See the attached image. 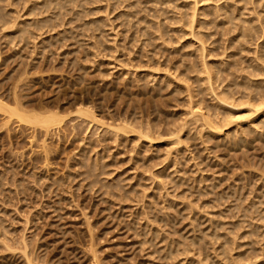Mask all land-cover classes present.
<instances>
[{
  "label": "rangeland",
  "instance_id": "1",
  "mask_svg": "<svg viewBox=\"0 0 264 264\" xmlns=\"http://www.w3.org/2000/svg\"><path fill=\"white\" fill-rule=\"evenodd\" d=\"M19 1H17V0L11 1L10 0L9 3H10V5H12L13 8L10 6H9L10 7L9 8L8 4H7V9L5 11H7L9 14V11H8V9H9L11 13H12V11L14 13L15 6H16L17 2L19 4ZM23 1L25 2L27 0H23ZM31 1H33L36 4L41 3V0H39V1L37 0V2H36V0L35 1L29 0V1L25 2L27 4L24 3V6H23V4L21 5V3H20L17 6L16 10H19L18 11L19 13H21V10L22 11L24 10V11L21 13V15L17 14L18 12L15 11V14L13 15V17L19 16L22 18V20H19L16 17V20L18 19L16 23H19L21 21L23 22V19L25 21V19L27 18L25 14H27L28 11L24 8L29 9V7L31 5H34L33 2H31ZM82 1H80V2H82ZM84 1H85L84 3L79 2L80 6H78V8L81 7L79 10L77 9L76 6H75L76 9H75L74 5H72V6H70V9H68V10H70L71 13L68 12V10H67L65 12H67L68 14H66L65 12H64L65 15L62 14L63 19H65V20L67 19L66 23H63V24L61 23V25H63V27L60 28V26H61L60 25L58 27V29L57 28L55 29L56 31L53 30V32H52L53 34H51V32H50L51 30H49V29L47 32L45 31L46 33L43 35V37H45V38H42V39H44L46 41H50V39H48V36H49V38H50V36H52L53 38H51V41H53L54 36H56L55 37L56 41L59 38V39H61V43H60V40L57 41V43H55V40H54L53 43H55V44H52V42L51 43L49 42V44L53 45L52 46V45H49L48 42H46V41H45V44L43 43L44 41L43 42L39 41L38 39H40V38H38L37 40L31 39L30 44H29V41L26 40L27 43L25 45H24V43H25L24 41H22L21 43L17 41V43L19 45L15 42V44H16L15 46L19 50V51L17 50L20 53L19 54L15 51L16 49H13L12 47L10 49V46L8 43L4 44V41L2 43V40H0V44H1L0 51H1V55H3V57L1 56L2 58H0V60H1L0 61V69H1V71H0V86L6 88L8 83L12 82L11 77L16 76L18 71L21 69V63L23 62L25 65L28 64L27 65L28 71H29V68H32L30 72H32V73L34 72L33 75H35V77H34L31 73L30 75L32 77L29 76V74L27 76L28 81H29V78H32V80H35L34 81L35 83L33 82L34 86L30 89V91L32 90V93L30 92L31 93V95H30V99H31L30 101L31 102L33 101L34 103L51 104V105L55 104L60 110H62V109L65 110V111L62 110V116H66L68 112L70 113L71 111L76 110L75 108L77 106H80L79 104L81 103V101H84V104L86 106H88V107L94 106L93 108L96 111V113L98 114V118L101 119L102 121H104V125H102L103 128H106L108 125L117 126L118 123L120 122L119 121L120 117L122 118L121 120H124L126 118V119H129L128 121H130V122H132L133 118H135V120H140V118L144 119V120H146V119L148 120L150 118L149 119L150 123H151V125H153L152 129L154 127L157 129V126H160V128L158 127L159 130H156V129L155 130L159 131L160 133L162 132L161 134H163V135L155 134L153 140H157V142L155 141L156 144L152 141L153 143L148 145L146 142H144V141L142 142V140H140L138 142L139 143L138 144L137 141H132V139H134V137H133L134 135L131 136V134L130 135L128 134L127 137H130V139L129 138L126 139L122 136L121 137L124 140L121 137H119L121 139L118 138V140L113 139L112 136L106 135L103 133V132H105V129H102L101 126H99L100 127V130H99L98 126H96V125L89 126L90 124L88 125V123L87 124L85 123L84 126L80 129V131L72 128L73 129V132H72V129H70V128H71L72 124H74V123L71 122L70 124H68L69 126H67L66 128L61 127V128H58L57 130H54L53 133H50V135L51 134L54 135V132L56 131L55 135L54 136L52 135L53 137L50 135H44L45 138L43 139L44 140L43 141V140H41V138H43L42 137L43 131L42 130L39 131V129H37L36 131H33V130L29 129V127H28L29 124L27 125V123H26V125H27L26 126L22 122L18 123L19 121L17 122V120L15 119L12 122H10L12 127L14 126L13 129L11 128L9 123H8V126H4V125L0 124L1 126H3V127H0V129H1V132H0V187H2V188H0V226H2L0 228H3V226H4L3 230L6 232L3 235L4 231H2V229H0L1 230L0 233H2L1 235L5 236V237L7 234H9V235H7L9 237H6V238L8 239V241H10V242H8L7 239L3 238V236L2 237L0 236V241L1 240L3 241L4 239L7 241V242H4L5 244L1 241L3 244H0V246L2 245L1 246L2 248H0V264H28L27 261H30V259H32V261H30L29 264H33L35 262V260L38 258H39L38 259L39 261L36 262L38 264H40V262H41V264H44V263L45 264H52L51 262H53V264H206V263L207 264H222L223 262H224V264L225 263L228 264V261L230 258H233V261H235L234 258H237V256H239V257L243 256L244 258H245V256H248V257L250 256L249 259L247 257L246 260H244L243 257H240L239 262H242V259L245 261V262L243 261L241 264H264V239L261 236L264 234V184H263L264 178L261 177V175L264 176V172L262 170V168H264V165L261 162V160H263V162H264V158L260 157V156H262V154L264 156V151H263L264 150V148H263L264 147V140H263V143H261L262 142L261 140L264 138V136H263L264 134L262 135L263 137L260 136V138H259L257 136L258 134H255V133H256V131H257V133H260V131H261V134H262V132H263L262 128H261V130L260 129L255 130V128H253L255 125L254 124L253 126L250 127L252 129H250L249 126H246L247 124H244V121L243 122H242V120L240 121V117L245 118L249 115H252L253 118H259L263 115H259L258 113L252 114V112H248L247 111L248 107H246V106H241L239 108L233 107V106H231V102L228 101V104L225 105V109L222 110L221 112L224 113V115L226 117L228 116L229 121H231V124L234 125V123H235L233 130L236 132L234 133V131H232L233 125L230 124V126L229 125L226 126L225 127L226 130H229L226 133L228 134L230 132L229 135L227 136V134H226V136H224L222 138L215 137L210 141L207 140L206 143L208 144V147H209V148L207 147V150L210 151V152H207V150L203 149L207 145H204L206 143H203V145L201 144L202 139L200 140V138H199L200 135L197 132V131H200V127H199L200 125L199 124L201 122H199V121L197 123L195 121L193 122V124L195 123L196 127L199 128L198 129L195 127L198 130H195L194 126H192L193 127V130H192L191 129L192 127L190 126L192 124L187 122L190 120V113H189L190 112V103H188V105H187V102H189V100H187L189 98H187L188 96H186L187 92L184 91L185 93H183V92H180V90L177 89L178 90L177 91L175 89L176 88L175 86L182 85L183 84L182 82H184V84H185V81L181 82L182 79L185 80V77L183 78L182 77L183 75L180 76L179 74L182 73L181 71H183V69L184 70H185V68L187 69V66L190 63V61L192 62V65L194 67L199 68V65L204 63L203 59L206 63L211 62V64L208 63L209 67L215 66L217 63H219L217 65H221L220 63L223 64L224 61L226 64L227 62L229 63L232 60L233 57H231V56H233V54H231L230 56H229V54L237 52L235 47H238V44H235V42L232 44L233 39L236 36L237 32L234 28H230V25L222 24L223 23L222 16H217V14L214 15L213 11H216L214 9H216L217 7L223 6L224 3L227 6L235 5L236 7L240 8L241 6L244 5V2H239L240 0H226V1L225 0H215L216 2L218 1L217 3H215V1H213V0H210L207 2H205L203 0L202 2H200V4L198 5V9L199 8L200 9L197 12L198 16L195 18L193 29L195 28V33L199 32L198 34L203 33V34H206V36L208 35L207 39H206L207 41L205 43V47L207 49H210V51L207 50V52L205 53L206 49L202 52L201 47H198V46H201V43L197 40V37L195 39H193L191 37V35L188 34L191 30L190 25H187V24L184 25L183 22H182V24L181 23H170L168 21V18H166L164 20L166 15L162 16V11L168 12L172 16H174L178 12H184L185 8H182V6L187 5V4H188L187 6H189V3H191L190 6H193L192 2L195 0H162V1L159 0L160 4H157V8L155 7V9H156L155 11H157V12L159 11L158 14H156L157 12L154 11V3H155L154 0H153V2H154L153 5H152L151 0H148V1L147 0H141L143 4L139 3L140 0L139 1L137 0L138 3L141 4V5L138 4V6H140V10L141 9L142 10L137 14L136 19L135 18L132 19L133 22L131 21L130 25H133V26H131L130 29L128 28L129 24L128 25L126 24L127 27H126V25L121 26L122 25L121 19L117 20L118 17H116L119 12L124 11L122 8L123 5L120 8H118V10L117 9L113 10L112 9L113 6H112V4H110V3H112V1H109V0H95L94 4H91L92 0H87V1L84 0ZM133 1L135 2L136 0H133ZM155 1H157V0H155ZM4 2L6 4L7 0ZM11 2H12V4H11ZM28 2H29V4H28ZM93 2H94V0H93ZM128 2L129 1L127 0L126 3H128ZM253 2H254V0H247V6H246L247 8L245 11L247 13L245 16V17H247V19H251L253 17H256V15H257V14L255 15L254 12L256 10H258L259 8ZM2 4L5 8V4L4 3H2ZM82 4H83V6L87 5V8L83 7V10H82L84 12V14H82L83 17H81V15H80L81 9H82ZM25 5H28V6H25ZM72 7H74V9ZM149 7H151V12H152V7H153V12H155L154 14L152 12L151 16H152V14L155 17H156V15H160V16L158 18L156 17L157 19L154 18L153 16L149 17V18L146 17V20L150 21L151 19L154 18V20L159 22L164 29L166 27L165 25L168 24V27L165 30L167 31L169 28L170 33L168 34V37L174 41L171 40V42H170L169 38H167V36H165V35H164V37H161V38H163V40H165L164 42L162 39H159L160 38L159 36H158V39L156 40L157 35L155 36V34H156L157 30H155V28H156L155 23L156 22H154V20H151V22L153 21V23H154L153 25H155V28H153V30L155 31L154 36L156 38L153 37L152 32H154V31L150 30V33H152V37H153V38H151L152 42L149 41V42H147V46H144L141 43V41L144 42L143 40H145V38H147V37H144V39H143L142 35H140V36H142L143 40L141 39V41L139 42L137 38L138 37L140 38V36H139L140 31H138L139 33H137L138 34V37H136L137 40L134 38L133 33L136 32L135 29L137 30L136 24L139 23L138 22V23L134 24V22L138 21V19H143V18L145 19V17H143V18H141V17L146 16L147 14H148L147 16H150V14H149L150 12H148V10L150 9ZM209 7H211L212 9H210ZM208 8H209V10H208ZM254 8L256 10L253 12ZM84 9L85 10L88 9L89 11H90V9H94V11L96 10V12L93 13V10H91V14L89 15L90 12L87 11L89 13L85 14ZM204 10L206 11L207 15H206V13H204L205 12ZM72 12L73 13L76 12V13H74L75 15L73 14V16L76 17L77 13L79 14V16L74 18L72 16ZM133 12H134V10H133ZM189 12L191 13L192 10H189ZM203 13H204V16H203ZM49 14L51 15L50 11H49L48 15ZM10 15L12 16V14H10ZM45 15H47V14H45ZM67 15H68V18L66 17ZM85 15H86V17H85ZM70 16L72 17V19H75L74 21L73 20L72 21L73 22L76 21V22L70 23L68 25L69 22H67V21L71 20V19H69ZM77 18H81L82 22H80V19H77ZM82 18H84L83 20H85L84 21L85 23H83ZM99 19H100V21H98ZM28 20H29V16L26 19V21H28ZM90 20H91V22L92 21L100 22V24H102V26L104 24V26L102 27L100 25L101 30L99 28V31H98L96 28L97 31L95 29L93 31L92 29H90V26H89V23L91 24V22H88V24L86 22V21H90ZM63 22H64V20H63ZM92 23H94V22H92ZM140 23H142V22H140ZM140 23H139L140 27H143L144 25H142ZM9 24L12 27V24L11 23H9ZM83 24L84 25L86 24V26L89 27L88 29L94 32L93 34L95 36L92 34L91 31H89V35H85L86 32L88 34V31H87V29L86 30L84 29L85 26ZM255 24L259 27V23L256 22ZM74 25L75 26L77 25L79 30L82 31V33L78 30L77 27H75V28L78 31L74 28L72 29V27ZM92 25L94 27V24H92ZM183 25H184V28L182 27V29H183V32H185V33L182 35L180 33L181 31H179L181 29H179V28H181V26H183ZM7 26L9 27L8 24H7ZM7 26H5L4 29H6V28L8 29ZM70 26H72L71 27L72 30L69 29ZM0 27L2 28L3 26H0ZM11 27L9 29L10 31L9 30L7 31V29H6L5 32H4L3 28H2L3 31L0 28V33L3 32L4 35L6 34L8 36V34L11 32ZM81 28L84 29L85 31L81 30ZM13 29H14V27H12V30ZM64 29L68 30L70 33L72 32V35H70L69 32L64 30ZM177 29H179V30H177ZM63 30L66 32L62 34ZM73 30H74V33H73ZM177 31H179L180 36H179V33ZM58 32H59V34H58ZM3 33L0 34V35H2L0 37V39L2 37H4L5 40L8 41V39H6L7 38L6 35L3 36ZM54 33H55V35H54ZM78 33H79V35L76 36ZM47 34H48V36H46ZM65 34H66V36L64 37L63 35H65ZM68 34H69V36H68ZM91 34H92V36H90ZM177 34H178V36H177ZM58 35H59V37H58ZM74 35H75V38L77 39V40L76 39L75 40L78 43H76L75 40L72 39V37L74 38ZM169 35L174 36V37L172 38ZM61 37H63V38H61ZM77 37H79V38H77ZM65 39H67V40H65ZM95 39H99V41H98L99 44L96 43L97 45L96 44L94 45V42L96 41ZM166 39H168L169 42H167ZM63 40H65V41H63ZM78 40H80V41H78ZM32 41H35L37 44L39 43L38 46L34 45V47H32L33 44H36V43H33ZM31 42H32V44H31ZM21 44L24 46V49H23V46ZM42 44L43 45L47 44L49 46L50 50L48 48H46L47 50H45V51H47L46 52L47 54H45V52H43V55H41ZM152 44H153V46H152ZM13 45H14V43L11 46H13ZM248 45L249 46H247V49L249 51L250 50L252 51L254 49L253 47H255L252 44H248ZM15 46H14V48H15ZM36 46H37V51L35 49ZM60 46H61V48H59ZM19 47L23 50L21 51ZM29 47H30V51H29L30 55H28V52H27V49H29ZM229 47H231V48H229ZM232 47H233V50H232ZM31 48L32 49L34 48L33 51H31ZM38 48L39 49L41 48L40 51H38ZM52 48H53V50H56V51H54V53L50 52V51H53ZM57 48H59V49H57ZM153 48H156V50ZM180 49H181L180 53H177V51L179 52ZM226 49H227V51H226ZM234 49H235V51H234ZM34 50H35V52H34ZM48 50H49V52H48ZM153 50H155V51H153ZM73 51H75V52H73ZM77 51H78V53H77ZM251 51L249 53L247 51L242 52V54L244 53L243 54L244 56L241 54V55H239V58H243L245 60H248L247 57H249V59H251L252 54H253ZM37 52H38L37 57H38V55L39 56L41 55L43 58L42 57L36 58L34 53H37ZM32 53L34 54V56L37 60L40 59L39 60L40 62L37 60H34L35 58H34V56H32ZM195 53H197V55H194ZM227 53H229V54H227ZM247 53L251 54V56L250 55L246 56L245 54H247ZM11 54H13V55H11ZM15 54H17V55L15 56ZM166 54H167V57H169V58H167V60L165 58ZM182 54H184V55L188 54L187 55L188 57L183 55V57H184L183 58ZM168 55H170V56H168ZM179 55H180V57H179ZM226 55H228L230 58H228V56H226ZM11 56L12 57L15 56V57H13V59H12ZM205 56L207 57L206 59H205ZM24 57L25 58L27 57V58L25 59ZM44 57H46V58H44ZM180 58L182 60L183 59L184 60L180 61ZM201 58H203L202 59L203 63L200 61ZM234 58L233 59L236 60L238 58V55ZM253 58H254V56H253ZM19 59H21V60L19 61ZM30 59L32 60V62ZM44 59H45V61H44ZM185 59H186V61H185ZM225 59H227L228 61ZM27 60H29L30 62H28ZM148 60H150L151 63ZM18 61H19V63H18ZM71 61L72 62L74 61L73 65H72ZM163 61H165V62H163ZM171 61L173 63L174 62H176V63H174V64L172 63V65H171ZM177 61L179 62L178 65H177V63H178ZM193 61H195V62H193ZM220 61H222V62H220ZM35 62L36 63L38 62V63L36 64ZM43 62H44V65H43ZM168 62L170 65L168 64ZM182 62H184V63H182ZM196 62H198V63L200 62V64H198ZM212 62H214V63L216 62L215 65H213L214 63H212ZM4 63H5V65H4ZM16 63L20 64V65H17ZM180 64H182V65H180ZM183 64L185 66H183ZM15 65H17V66H15ZM167 66L169 67L168 68L169 70L166 69ZM175 66H176V68H178L179 73L176 72L177 69L175 68ZM53 67H54V70H53ZM82 67H84L85 69L84 68L81 69ZM170 67H171V69H170ZM191 67L192 66L190 63V65L188 67L189 69H187L188 71L187 70H185V71L187 73V76L189 74H191L190 77H192V75H193V78H194L195 75L198 73H197V71L195 72L194 70L190 69ZM13 68L14 69L17 68V69L14 70ZM175 69H176V71H175ZM180 69H181V71H179ZM170 70H172L173 73H171ZM43 71H45V72H43ZM168 71H170L171 74ZM185 71H184V73H185ZM191 71H193L195 75L193 74V72L191 73ZM37 72H38V75L41 72H43V73L39 75L40 77L38 75H37L38 76L37 77L36 76ZM166 72L170 74L169 75L170 77L167 76L168 74ZM175 72H176V74H178V79L175 78L176 77V74H174ZM200 72H202V71H200ZM77 73H79V74H77ZM81 74H82V78L79 80V76H81ZM204 75H205V73H204ZM144 76L145 77L147 76V77L145 78ZM179 76H180V78H179ZM135 77L138 79V82L135 81V80H137ZM142 77H144V78H142ZM167 77H169L171 80ZM196 77L201 78V77H203V75H201V73H200V75H196ZM77 78H78V80H77ZM82 79H83V81L81 83L80 81ZM129 79L131 82L128 81ZM168 79H169V82H168ZM175 79H176V81L181 79L180 82L178 81L179 84L175 83L176 82ZM40 81H41V83H40ZM165 82L166 83L168 82L169 87L168 86L164 87L166 85ZM183 85L181 86L180 89H183ZM4 88L2 90H4ZM221 89H222V86H220V89H218V90L220 91ZM183 90H181V91H183ZM155 91H156V94H155ZM157 91H159V92H157ZM174 91H177V92H174ZM118 92H119V95H118ZM134 92L136 95L134 94ZM171 92H174V94ZM178 92H179V94H178ZM28 93H29V90L24 92L23 101L26 105L25 109L29 110V94ZM206 93H203L204 95L202 94V98H204V99L200 98L201 96L198 98L195 97V99H199V98L202 99V102H204V104H210V100H212L211 105H212V107H214L215 104H217V100H216V103L214 102V104H213L214 98L211 97L210 94H209L210 96L207 94L209 96L208 97L206 95ZM187 95H188V93H187ZM129 96H130V98H129ZM207 98H208V100L209 99L210 100L208 101ZM211 98H213V99H211ZM99 107H101V109ZM110 109H111V111H110ZM186 109H187V112H185ZM121 111H122V113H121ZM69 113H68V115H69ZM127 113H128V116H127ZM141 113H142V115H140ZM186 113H188V114L186 115ZM185 117H187V118L185 119ZM237 117H239V120H237ZM155 118H156V121H155ZM174 118H175V121L178 122V123H176V122L175 123L178 125L180 124L179 121L181 122V124L183 123L184 126L186 123H187V125L190 124L187 127H188V129L191 130V132L193 131L191 133V136L189 138H187V141H185L187 143H184V145L183 144H173L174 146H172V144L170 145L169 140H167V138L169 139L170 136L167 135L165 132L163 133V131H167V129L169 130L171 127H172L171 129H174L173 127L175 126V129H177V128H180L181 126H183L181 124H180L181 126L179 125L180 127L177 125L173 126L172 124H174V123H172L171 120H174ZM0 119L4 120L2 114H0ZM67 119H68V117H67ZM187 119H189V120H187ZM3 120H0V122L2 123ZM14 121H16L15 125L12 124V123H14ZM237 121H238V123H237L238 127L236 125ZM107 122H108V125H107ZM158 122H160V123H158ZM132 123H135L137 126L136 122H132ZM167 123H168V125L170 124L169 125L170 128L168 127ZM105 124L107 126H105ZM161 124H162V126H161ZM19 126H20V128H19ZM6 127H8V128H6ZM26 127L29 130H31L30 134H29V130ZM87 127L89 128L88 132H91V133L86 132ZM90 127H92V129ZM165 127H167V129ZM241 127L243 130L246 129L245 131L249 135V136L247 135L246 137H249V138H246L244 136L246 134H242L244 131L243 132L241 131L242 133H240V132L237 133ZM5 128L7 130L9 128L10 129L7 131ZM15 128H17L18 130L17 129L15 130ZM25 128L28 130L26 133H28L29 135L25 133V131H26ZM60 129L61 130L63 129V131H60ZM101 129L103 130V132ZM97 130L102 132V133L98 132ZM155 130L153 132H156ZM226 130H224V131H226ZM252 130L253 131L255 130V132L253 133ZM5 131L7 133L9 132L8 135ZM194 131H196V132H194ZM10 132H12V134ZM14 132H18V133H14ZM33 132L34 133L36 132V133L34 134ZM66 132H67V134H66ZM83 133L86 135L84 136ZM96 133H98V134L100 133V134L99 135L97 134L98 136H95ZM195 133H196V136H194L192 138V136L195 135ZM251 133H253V134L250 135ZM87 134H88V136H87ZM164 134L167 135L168 137H164ZM16 135L18 138L15 137ZM30 135L35 136V138H37V141L35 138H33V140H34L33 141L32 140L33 136L31 137ZM73 135L75 136V138H73L74 137ZM92 135L95 137H93ZM105 135H106L107 139L105 138ZM197 135H199V136H197ZM236 135H238V136H236ZM28 136H30V138H31V139L29 138L30 141H33L34 143L33 142L31 143L27 139ZM46 136H47V138H46ZM57 136L60 137V138L58 137L59 140L56 138ZM235 136H236V139H235ZM250 136H252L253 139ZM97 137H98V139H96ZM102 137H104V139ZM131 137H133V138H131ZM163 137L165 138V140H167L166 142L162 139ZM261 137H262V139H261ZM8 138H11V139H9V141H8ZM66 138H67V140H66ZM76 138H78V140ZM80 138H82V139H80ZM92 138H94V139H92ZM158 138H159V141H158ZM190 138H191V140H195V141L191 142ZM238 138H240L241 141ZM250 138L252 139L251 141L253 142L254 145H255V143L258 144V142H259L258 139L261 141V142H259L260 144H258L259 148L257 147V149H260L259 151L256 149V145L254 148L251 147L253 150L251 148H249V146H254L251 144ZM83 139H85V140H83ZM102 139H103V141L105 140L104 141L105 143L104 142L102 143ZM244 139L246 141H248V139H249L250 142L245 143ZM10 140H12V141H10ZM108 140H109V143H108ZM113 140H114V142H113ZM253 140L254 141L256 140L257 142L256 141L254 142ZM35 141H36V143H35ZM95 141L98 142L99 144L100 143L101 144L99 145L97 143L95 145ZM127 141H129V142L131 141L130 146H129V142H127ZM29 142L32 144V147H34V148L31 147V144L29 146ZM40 142H43V143L45 142L44 144L45 145L47 144L48 147H49V145L50 146L52 145V146L49 148L47 146H44V148L46 147L47 150H43L44 149L43 148L42 149L43 152H42ZM57 142L59 144H57ZM89 142H91V143H89ZM92 142H93V144H92ZM132 142H133V145H132ZM241 142L245 143V144H243L244 146L242 145ZM83 143H85V145ZM87 143H89V146ZM113 143H115V144H113ZM118 143H120V144H118ZM140 143H142L144 148L142 147V145H140ZM143 143L146 144V149H145V145ZM161 143H163V144H161ZM9 144L11 147L9 146ZM78 144H81V146L83 145L84 148L86 147V150L84 148H82L83 146L82 147L78 146ZM134 144L135 145L137 144L136 147ZM159 144H160V146H159ZM186 144H188V145H186ZM262 144H263V146L261 147L260 145H262ZM36 145H38V146L40 145V146L38 147ZM116 145H117V147H115ZM150 145H151V148H150ZM167 145H169L173 149L168 147ZM56 146L58 148H56ZM118 146H120L121 149ZM124 146H126V147H124ZM152 146H154V147H152ZM175 146L179 147V148H177V150H176ZM189 146H191V147H189ZM240 146L241 147L243 146V147L241 148ZM37 147L40 149V150L38 149V151L40 153L38 151H36ZM98 147L101 151L104 150L106 152L104 153V151L103 152L98 151L99 150ZM132 147L135 148L136 151H134V149L132 150ZM147 147L149 148L148 150H147ZM29 148H32V149H29ZM10 149H11V151H10ZM53 149H54V151H53ZM143 149H145L147 151L143 152L144 151ZM233 149L236 151H234ZM12 150H13V152H12ZM128 150L131 152H129ZM189 150L192 151V153ZM246 150H248L250 152H247ZM31 151H33V152L31 153ZM47 151H49L50 153H48ZM74 151L76 152L77 156L74 154L75 153ZM92 151L95 153H93ZM256 151H257V153H256ZM77 152L80 155H82V154L86 155V153H87V157L89 160H84L81 162V160H80L81 156L78 155ZM180 152H181V154H180ZM260 152H262V153H260ZM47 153H48V155H47ZM71 153H72V155H71ZM96 153H97V155H95ZM109 153H111V154H109ZM136 153L138 155H135ZM170 153H173V154H170ZM43 154L46 155V157L47 156L49 157V158L47 157L48 159H46V158L45 159L47 161V164H48V162H51V163H49V165L52 164V166L50 165L49 167H52V168H49L48 166H46L44 168V166H45L44 164H46V162L45 163L43 162V159H44ZM93 154L95 156L100 155L99 158L97 157L99 160H101L100 164L98 162L99 160H96L97 158ZM112 154L114 157L111 156ZM175 154H176V157H174ZM177 154H178V157H177ZM29 155H30V157H29ZM101 155L104 156L105 160L104 159L102 160ZM168 155H169V157H168ZM170 155H172V156H170ZM191 155H193L194 157ZM73 156H75V157H73ZM89 156L91 157V159ZM105 156L110 160L106 159ZM139 156L142 159H140ZM219 156H220V158H219ZM170 157L171 158L173 157V159H170ZM215 157H217L221 161H219L218 159H215ZM9 158L11 161L9 160ZM94 158H96V159H94ZM174 158L175 159L178 158V159H176V161H174ZM189 158H190V160H189ZM207 158H210V159H207ZM239 158H241L242 160ZM93 160H96V161H93ZM135 160L137 161V163L135 162ZM140 160H142V162H139ZM191 160H192V162H191ZM202 160H203V162H202ZM209 160H210V162H208ZM235 160H237V161L235 162ZM243 160L246 161V163L248 165ZM89 161L91 162V164ZM104 161L105 162L107 161V162L105 163ZM254 161L257 163L256 167H255L256 163ZM77 162L80 163L81 165L80 164L78 165ZM108 162H110V164H108L109 166L107 165ZM133 162H135L136 165ZM175 162H177V164H175ZM242 162H244V164ZM73 163H75V164H73ZM139 163L142 164V166H141L142 169H139L140 168L139 166L141 165V164L139 165ZM249 163H250V165H249ZM258 163H262V164H260L258 166ZM14 164H15V166H14ZM98 164L100 166L103 165V166H101L102 168ZM111 164H113V165L111 166ZM174 164H175V166H174ZM196 164H198V165H196ZM238 164H240V165L238 166ZM41 165H44V166L42 167ZM74 165H76L77 167ZM96 165H98V166H96ZM137 165H139V166H137ZM261 165H263V167H261ZM72 166H74V167H72ZM195 166H196V168H195ZM241 166L242 167L244 166V168L249 166L245 169L243 168L244 171L248 172L247 175L244 174L246 172H244V171L241 172L242 171V169H240V168H242ZM91 167H92V170H91ZM104 167H105V169H104ZM235 167H236V169H239V170H236V169L233 170ZM250 167L260 169V170L254 169L255 172L258 171V172H256L257 175L261 172V170L263 173L262 174L260 173L259 174L260 176L257 177V175H255V172L253 171V168L251 169ZM258 167H260V168H258ZM74 168L79 169V170H76ZM96 168L100 169L101 171L97 170ZM30 170H31V172H30ZM75 170H76V173L74 172ZM105 170H106L107 174L105 173ZM176 170L179 172L176 174L182 175V176L180 175L182 179H180L178 181H175V179L172 178L174 176L179 177L176 174L174 176H172ZM250 170H251V172H250ZM32 171H34V172H32ZM36 171H37V173H36ZM47 171H48V173H47ZM84 171H85V173H84ZM80 172H82V174ZM87 172H89V173H87ZM94 172L96 174H94ZM97 172H99V174H97ZM108 173H110V174H108ZM60 174H61V178L63 180H61ZM11 175H13V176H11ZM37 175H39V176H37ZM101 175H103L102 178H101ZM105 175L106 176L110 175V177L108 176L105 178ZM119 175H120V177H118ZM6 176H8V177H6ZM57 176H59V177H57ZM42 177H44V178H42ZM46 177H47V179H46ZM65 177H66V180H65ZM87 177H89V180L91 182H94V183L90 184L91 182L90 181H89L90 183L88 182ZM56 178H58V179H56ZM121 178L124 179L125 182ZM257 178H260V179L258 180ZM44 179H45V181H44ZM169 179H171V180L169 181ZM172 179H174V181ZM261 179L263 180V182L260 181ZM102 180H104L105 182ZM116 180H119L118 183H116L117 182ZM203 180H204V182H203ZM16 181H18V183ZM36 181L37 182L41 181V183L38 182L39 183L38 184ZM112 181H113V183L115 182L113 185H115V186L117 185L116 187L119 189V191H118V189H116V187L115 188L113 187ZM160 181H163V182H160ZM233 181H235L236 183ZM14 182H16V184ZM43 182H45L44 186H43ZM122 182L125 183V186H122V185H124V183H122ZM171 182L173 184H171ZM179 183L181 185L182 184L183 185L181 186ZM233 183H234V185H233ZM136 184H139V185L137 186ZM235 184H237V187L235 186ZM260 184H263V190H262V186ZM49 185H52V186L50 187ZM79 185H80V187H79ZM96 185H98L99 189ZM133 185H134V188H136V190L139 189V191H134L135 189L134 188H133L134 190L132 189ZM176 185H180V187L179 186L176 187ZM91 186L93 188L96 187L97 189L92 190L93 188ZM259 186L261 188H259ZM45 187H46V189H44ZM89 187L91 188V190L88 189ZM175 188H177V189H175ZM205 188H208V189L205 190ZM199 189H200V192H199ZM40 190H42V192ZM88 190H90V191H88ZM230 190H232V192ZM105 191H106V193H105ZM120 191L122 193H120ZM126 191H128V192H126ZM129 191L130 192L132 191L134 193H139L140 196L136 194L138 197L137 198L135 194H132L131 197H133V198H131L130 197L131 193ZM226 191H228V192H226ZM107 192L110 193V196H108L109 194H107ZM117 192H119L120 195ZM209 192H210V194H209ZM102 193H103V195H102ZM112 193H115V194H112ZM207 193L209 196H207ZM211 193H213V194H211ZM229 193L232 195V197L238 196L237 198H239L240 201L242 200L241 201L242 206L240 207V205H241V203H240V204H238L239 205L238 207H240L241 209L243 208V209L241 210L239 208L240 211L237 212L236 211V210H238L237 209L238 207H237L236 210H234V212H233V215H234L233 218H231L232 212L231 213H229V212L225 213V214H227V217L223 216V213L226 212V211H224V209L226 210V208L228 207L227 210L230 208V211H232L231 209L232 208L234 209V207L231 203L234 204L237 200L235 197H233V198L230 197L231 195ZM116 194L118 196H116ZM198 194H203V195H198ZM204 194H205V196H204ZM215 194L217 197H218L217 194H220L219 196L222 195L224 197V200H222V201H224L227 204V206L225 205L224 202H222L220 200L221 198L220 199H219V197L216 198ZM225 194H228L229 196L225 195ZM233 194H235V195H233ZM238 194H240V196ZM126 195H129V196H126ZM133 195H135L136 198ZM142 195H143V197L141 198ZM111 196H112V198H111ZM120 196H122V197H120ZM184 196L186 197V199H188L189 202H197L196 204L199 207L193 203H191V204L197 206L198 209H195L194 208L195 206H193V205H192L193 206L192 207L191 204L189 205L188 204L189 202L186 201ZM199 196H201V199L199 198ZM226 196H228L229 200H225V198H227ZM114 197H116V198H114ZM223 197H222V199H223ZM183 198L185 199V201H183L184 200ZM197 198H199V200ZM209 198H212L211 200H214L216 198L215 201H216L217 207L215 206L216 204H214L215 202H213V201H212L213 205L211 206L212 208L206 207L208 202L211 201ZM133 199H135V200H133ZM218 199H219V202L217 201ZM233 199L235 202L232 201ZM193 200H195V201H193ZM198 201H200V203H202L203 206ZM227 201H229V202H227ZM203 202L206 205H204ZM212 202H210V203L212 204ZM253 202H257V203L260 202L261 204L260 203H259L260 205L257 204V205H259V207L258 206L254 207L255 208V210H254L253 207L251 206V204ZM222 203H224V205ZM237 203H239V201ZM218 204H220L221 206ZM229 204H231L232 206L231 205L229 206ZM184 205L186 206V208L184 207ZM213 206H215V207H213ZM141 207H143L145 213H147L146 216H148V218L151 219V220H149V219L148 220L151 222H149L147 220V218H144L146 216H144L145 213H144L143 209H141ZM188 207L193 208V209L190 208L192 212L190 211V209L188 210ZM245 207H246V212L244 211ZM248 207L253 209L252 212L248 211L250 209ZM141 212H143L144 215H142ZM244 214L246 216H244ZM222 216H223V218H222ZM154 218L157 220V222L154 220ZM194 218H196V219H194ZM145 219L149 223H147L145 221ZM190 220H191V222L193 221L192 224H191ZM238 221H240V223H238ZM88 223L90 224L91 229L88 228ZM151 223H154V224H151ZM237 223L240 224V229H238L236 227L238 230H236V228L234 227ZM156 224H157V227L160 225L161 229H160V226L157 228ZM225 224L230 225V227L228 226L230 229H228V227ZM232 224L234 226H232ZM219 226H223V228L217 229ZM231 226L233 228H235L234 231H236V232L231 230V229H233V228H231ZM237 226H239V225H237ZM5 227H6V229H5ZM225 227H226V229H228L227 232L229 231V233H230V230L232 231V233H233L231 235L232 238L238 237V238H236L238 240L235 243H233V244H235L234 246H232L233 248H228L229 250H231V256L232 257H230V258L228 257L230 255V251H229V254L228 253L224 254V252H223L224 248L221 250L222 252L221 251L216 252V254L219 253L218 255H220V256H221V253H223L224 257L228 254V256L226 257V258H229V259H227L228 260L227 262H225L226 260L225 261L223 260L222 256L216 257V254H215V251L221 247L220 243H223V238L221 237L222 235H220V234L224 233L226 236V232L223 231ZM155 228L160 229V231L164 228L165 229L162 230L163 232L159 233L158 232L159 230H157ZM88 229L92 230L91 231L92 233H89L90 231H88ZM154 229L157 230L156 232H158L159 234H164L165 236L160 235V237H159V235L158 236L155 235L156 232L154 231ZM248 230H250V231L256 230V234H258L259 236L254 233L255 235H252L253 237L249 235L250 238L247 239L246 237L248 236V234H246V233L248 232ZM167 231L168 232L172 231L175 234L173 233L174 234L173 235V234H171L172 232L168 233ZM213 232H215V234H217V236L219 235L221 237L220 241H216V239H215V242H214V239L211 238L212 241H210V238L209 239L206 238L208 235H210V233H213ZM224 234H223V237H224ZM236 234H237V236H236ZM240 234H243V236H246V237H243L242 235L240 236ZM244 234H246V235H244ZM10 235H11V238H10ZM166 235L169 236L170 240H169L168 236H167L168 239L165 238L164 240H162L163 238H161V236L166 237ZM198 235H200V237L203 235V237L205 238L201 241H206V240L210 241V242L206 241L205 243L202 242V246L200 243L198 244V246L199 245L201 246V248L199 247L198 250L201 249V252L203 253V255L201 254V257H199V259L202 261L204 259L203 257L206 258L209 255L208 259H206V260L204 259L202 261L203 263L198 262L197 258H198V256H200V254L198 255L196 252L192 251V250L196 251V249H195V247L194 248L192 247L193 249L190 247V244H189L190 242L184 243V241H183V244L184 245L188 244L189 245L188 247H190L192 249L191 250L190 248H188V250L193 252V254L190 253L189 251L187 254H186L187 251H185V253L183 252L184 251L183 249L186 248V246L185 247L180 246L181 245L180 244L178 247H181V248L183 247L181 250L175 244L177 242L179 243V240L177 241L178 238L181 240H183L182 238H186L185 242H187V240H191V237L196 236V238H197ZM238 235L241 238L243 237L244 239L243 238L241 239ZM23 236H25V237H23ZM151 236H152V240L155 239L152 241V243H154L156 246L154 244L151 246V242H150ZM155 236H156V238H155ZM22 237L26 239V240L23 239V240H25V243L23 242L24 244H26L29 241L27 243L28 245H27L26 250L24 249L26 246L21 243ZM146 238H147V240H146ZM198 238H199V236H198ZM214 238H216V237H214ZM227 238L231 239L230 236L228 237V235H227ZM11 239L14 240L16 244H18L21 241L19 243L20 245L18 244L19 245L18 246L15 243L13 244L12 242H14V241H12ZM160 239L163 243L160 241ZM229 239H228V243H226V244H230ZM33 240H34V242H33ZM145 240L147 241V243L144 242L145 245H143L144 243L142 244L141 242L145 241ZM173 240H174L173 245L175 244L178 251L176 250V248L173 245L172 246L174 247V249L177 252H179V253L181 252V253H180V255L178 253L176 255V252H175V255H173L174 249L171 246L170 249L173 252V254H172L173 257L171 258V256H170L169 259H167L166 257L168 254L166 255V253H168L169 251L166 248L168 245L165 244V242L168 243V241H169L168 244H170V242L171 241L173 242ZM175 240H176V242H175ZM217 240H219V238ZM234 241H235V238H234ZM234 241H231V243ZM250 242L252 243L251 248H249V246H246V245H249L248 243H250ZM218 243L220 244L219 245L220 247L217 248ZM251 243H250V245H251ZM12 244L14 245V247ZM30 244H34L36 246V248H34L35 246L31 245L32 249H34L35 252L34 251L31 252L32 250H30L31 249ZM164 244L167 246H165ZM3 245H6V246H3ZM23 245L25 247H23ZM162 245H164V248L163 249L159 248ZM240 246H243V247H240ZM4 247L5 248L9 247L10 249L6 248L7 250H5ZM227 247H229V245ZM227 247L225 246V248H227ZM13 248H15V249H13ZM19 248L24 249L27 252L21 251V249H19ZM91 248H92V250L94 249L93 252H97V254L95 253L97 256L92 252ZM156 248H159L158 250L160 252H164L162 250H165V249L168 252H166V250H165V252L163 254H161V253L156 254V252L153 250ZM248 249L250 250L251 253L249 251H247ZM89 250L91 251L92 254H94L96 256V260L93 259L94 255L89 253L90 252ZM158 250H157V252H158ZM152 251H154L155 253L154 252L152 253ZM22 252L23 253L25 252V255H27L29 260L27 259V257L25 255L24 256L26 258L22 255L23 254ZM182 252L184 253V255H182L183 254ZM247 252H249V253L247 254ZM34 253H35V255L38 254V257L35 256ZM194 253L197 255H194ZM164 254H165V256H164ZM91 255L93 258H91ZM31 256H32V258H31ZM34 257L35 258L37 257V258L35 259ZM45 257H46V259H45ZM219 257L222 259H219ZM239 257L236 260H239ZM41 258H42V260H41ZM25 259H27V260L25 261ZM43 260H45V261L48 260V261L47 262L44 261V263H43L42 262ZM220 260H221V262H219ZM233 261H231V263H229V264H235L236 263ZM31 262H33V263H31ZM212 262H214V263H212Z\"/></svg>",
  "mask_w": 264,
  "mask_h": 264
},
{
  "label": "bare ground",
  "instance_id": "2",
  "mask_svg": "<svg viewBox=\"0 0 264 264\" xmlns=\"http://www.w3.org/2000/svg\"><path fill=\"white\" fill-rule=\"evenodd\" d=\"M4 1H6V0H0V26H3L2 28H3V30H4V32L6 31V29H4L5 28V26H7V24L9 25V27H8V29H7V31L10 29V27H11V25L9 24V23H11L12 24V27H14V29L12 30V27H11V32L8 34V36L6 35V39H8V41L7 40H5V38L4 37H2L0 40H2V43H3V41H4V44L6 43H8L9 44V46H10V49H11V47L13 48V49H16L15 51L17 52V53H19L18 51V49L16 48V44H15V42L17 43V41L18 42H22V41H24L23 43H24V45L27 43V41L26 40H28L29 41V44H30V40L32 39V40H37L38 38H40V39H38L39 41H44L43 43L45 44V41L46 40H44V39H42V38H45V37H43V35L48 31V29L49 30H51L50 32H51V34H53L52 32H53V30L54 31H56L55 29L57 28L58 29V27L61 25V23L63 24V23H66V20L65 19H63V15H65V13L66 14H68L67 12H65V11H67L68 9H70V6H72V5H74V7L76 6L77 7V9L79 10L80 8H78V6H80V3H84L85 1L83 0H80V1H82V2H80L79 0H41V3H34L33 1H31V2H33V4L34 5H31L30 7H29V9L28 8H24V9H26L28 12H27V14H25L26 15V17L28 18V16H29V20L28 21H26V19H25V21H24V19H23V22L21 21V22H19V23H16L17 22V20L19 19V20H22V18L21 17H19V16H15V17H13V15L15 14V11H19V10H16L17 9V6L21 3V5L23 4V6H24V3L25 2H27V1H29V0H27V1H23V0H17V1H19V4H18V2H17V4H16V6H15V11H14V13H13V11H12V13L10 12V10L8 9V11H9V14H8V12L7 11H5L6 9H7V4H8V7L10 6V7H12V5H10V0L8 1L7 0V2H6V4H5V2ZM12 1V0H11ZM23 1V2H22ZM35 1V0H34ZM39 1V0H38ZM87 1V0H86ZM109 1H112V3H110V4H112V6H113V10L115 9H117L118 10V8H120L122 5H123V10L124 11H121V12H119L118 13V15L116 16V17H118V19L117 20H120L121 19V26H125L126 24L128 25L129 24V26H128V28L130 29V27L131 26H133V25H130L131 24V21L133 22V20L132 19H136L137 18V14L142 10H140V6H138V4L139 3H141V4H143L142 3V1L140 0H138L139 1V3H138V1L136 2H134L133 0L131 1V0H128L129 2L128 3H126L127 2V0H109ZM148 1V0H147ZM152 1V5H153V3H154V11L156 10L155 9V7L157 8V4H160V2H159V0H157V1H155L154 0V2H153V0H151ZM162 1V0H161ZM203 0H195V1H193L192 2V5L193 6H190V4L191 3H189V6H187V5H184V6H182V8H185V11L184 12H178L177 14H175L174 16H172L171 14H169L168 12H164V11H162V16L163 15H166V17L164 18V20L166 19V18H168V21L170 22V23H181L182 24V22L184 23V25H190V32L188 33V34H190L191 35V37L193 38V39H195L196 37H197V40L201 43V46H198V47H201V51L203 52L205 49V53L207 52V50L208 51H210V49H207L206 47H205V43H206V39H207V36H206V34H203V33H200V34H198L199 32H196L195 33V28L193 29V25H194V22H195V18L198 16L197 15V12L199 11V9H198V5L200 4V2H202ZM205 2H207V1H210V0H204ZM213 1H215V0H213ZM226 1V0H225ZM36 2H37V0H36ZM80 2V3H79ZM92 2H93V0H92ZM91 2V4H94L95 3V0H94V2L92 3ZM97 2V1H96ZM218 2V1H217ZM216 1H215V3H217ZM239 2H244V5L243 6H241L240 8H238V7H236L235 5H231V6H227L225 3L223 4V6H219V7H215L216 9H214V10H216V11H213V13H214V15L215 14H217V16H222V18H223V23L222 24H228V25H230V28H234L235 30H236V32H237V34H236V36L234 37V39H233V42H232V44L235 42V44H238V47H235L236 48V51L237 52H235V53H227V54H229V56L231 55V54H233V56H231V57H236L237 55H238V58H239V55H241L242 54V52H250L248 49H247V46H249L248 44H252V45H254L255 47H253L252 49V58L251 59H249V57H247V59L248 60H245V59H243V58H237L236 60H234L233 58H232V60L228 63L227 61V59H225V60H227L226 62V64H225V61L223 62V64L222 63H220L221 65H217V64H219V63H217L216 65H215V63L214 62H212V63H214L213 65H215V66H211V67H209L208 66V63L209 64H211V62H205L204 61V59L203 58H201V62H202V59H203V64H200V62L198 63V62H196V63H198V64H200L199 65V68H197V67H194L193 65H192V62L190 61V63H191V68L190 69H192V70H194L195 72L197 71V73L198 74H196V75H200V73H201V75H203V77H196V75L194 74V72L193 71H191V73L193 72V74L195 75V77L193 78V75H192V77H190V75L191 74H189L188 76H187V73H186V71L185 70H187V69H189L188 67H189V65H190V63L188 64V66H187V69L185 68V70L183 69V71H181V69L179 70V71H181L182 73H180L179 75L180 76H182L183 78L185 77V80H183L182 78V80L181 79H179L178 81L180 82V80H181V82L182 81H185V84H184V82H182L183 84V89H180L181 88V86L182 85H177V86H175L176 88V90L178 89V90H180V92H183V93H185V92H187L188 93V95H187V93H186V96H188L187 98H189V99H187V100H189V102H187V105H188V103H190V120L189 119H187V120H189V121H187V122H189L190 124H192V125H190V124H188V125H190L191 127L192 126H194V128L196 127V124L194 123L193 124V122L195 121L196 123L199 121V122H201L199 125V127H200V131H197L198 133H199V135H197V136H199V138H200V140L202 139V142H201V144L203 145V143H206V141L207 140H212L213 138H215V137H220V138H222V137H224V136H226V132H228L229 130H226V126H230V124H231V121H229V118H228V116L226 117L225 115H224V113H222L221 111L222 110H224L225 109V105H227L228 104V101L229 102H231V106H233V107H241V106H246V107H248V112H252V114H255V113H258L259 115H263V116H261V117H259V118H253L252 117V115H249V116H247V117H245V118H241L240 117V121L242 120V122L244 121V124H247L246 126H249V128L251 127V126H253L254 124V127L253 128H255V130H261V128H262V134H261V131H260V133H257V131H256V133L255 134H258L257 136L260 138V136H262L263 134H264V0H254V4H256L257 6H258V10H256L255 8L253 9V12H254V14L256 15V17H253V18H251V19H247V17H245L246 16V6H247V0H240ZM2 3H4L5 4V8H4V6H3V4ZM88 3V2H87ZM90 3V2H89ZM148 3V2H147ZM11 4H12V2H11ZM25 4H27V3H25ZM28 4H29V2H28ZM141 4H139V5H141ZM14 6V5H13ZM25 6H28V5H25ZM92 6V5H91ZM111 6V7H112ZM9 7V8H10ZM74 7H72L73 9H74ZM76 7H75V9H76ZM83 7H85V8H87V5L85 6H83V4H82V9H81V13H80V15H81V17H83L82 16V14H84V12L82 11L83 10ZM137 7V8H136ZM191 7V8H190ZM13 8V7H12ZM22 8V7H21ZM20 8V9H21ZM146 8V7H145ZM150 8V9H149ZM148 9V12H150L149 14H150V16H142L141 18H143V17H145V19L143 18V19H138V21H136V22H134V24L135 23H140V22H142V23H140V24H142V25H144L143 27H140V25H139V23L138 24H136L137 25V30L135 29V33H133V35H134V38L136 39V37H138V34L137 33H139L138 31H140V34H139V36L140 35H142L143 36V39H144V37H147V38H145V40H143L142 39V36H140V38L138 37L137 39H138V41L140 42L141 41V39L144 41V42H142L141 41V43L144 45V46H147V42H152L151 40V38H156V40L158 39V36L160 37L159 39H162L163 40V38H161V37H164V35L165 36H167V38H169L168 37V34L170 33V30H169V28H168V30L166 31L165 29L168 27V24H166L165 26V29L162 27V25L159 23V22H157V21H155L154 20V18H158L160 15H156V17L155 16H153V14L155 13V12H157V11H155V12H153V7H152V12H153V14H152V16L154 17L153 19H151V20H154V22H156L155 23V25H156V28H155V25H153L154 23H153V21L151 22V20L149 21V20H146V17H152L151 16V7H149ZM190 8V9H189ZM210 9H212L211 7H209ZM209 8H208V10H209ZM136 9V10H135ZM85 10V9H84ZM91 10H93V13L94 12H96V10L94 11V9H90V11L88 10V9H86L85 10V14L86 13H89V15L91 14ZM133 10H134V12H133ZM189 10H192V12L190 13L189 12ZM206 10V9H205ZM204 10V11H205ZM207 10V11H208ZM24 11V10H23ZM22 10H21V13L23 12ZM49 11H50V13H51V15L49 14L48 15V13H49ZM77 11V10H76ZM87 11H89V12H87ZM183 11V10H182ZM211 11V10H210ZM16 12V13H17ZM65 12V13H64ZM68 12H70V10H68ZM83 12V13H82ZM21 13H17V14H19V15H21ZM26 13V12H25ZM71 13V12H70ZM74 13H76V12H74ZM73 12H72V16H73V14H74ZM159 13V11L156 13V14H158ZM204 13H206V11L204 12ZM204 13H203V16H204ZM10 14H12V16L10 15ZM45 14H47V15H45ZM63 14V15H62ZM24 15V16H25ZM28 15V16H27ZM70 15V14H69ZM75 15V14H74ZM206 15H207V13H206ZM79 16V14L77 13L76 14V17H78ZM16 17L18 18L17 20H16ZM65 17V16H64ZM67 18H68V15L66 16ZM74 18H76L75 16H73ZM85 17H86V15H85ZM156 18V19H157ZM255 18V19H254ZM69 19H71L70 21L68 20L67 22H69L68 23V25L70 24V23H75V22H73L75 19H72V17L70 16V18ZM77 19H80V22H82L81 21V18H77ZM84 18H82V20H83ZM16 20V21H15ZM63 20H64V22H63ZM73 20V21H72ZM93 20V19H92ZM142 20V21H141ZM78 21V20H77ZM85 20H83V23H85L84 22ZM98 21H100V19L98 20ZM87 22V24H88V22H91V20L90 21H86ZM92 22H94V23H92ZM91 22V24L89 23V26H90V29H92L93 31H94V29L96 30V28H97V30L99 31V28H100V30H101V27H100V25L102 26V24H100V22H97V21H92ZM129 22V23H128ZM259 23V27L255 24V23ZM78 23V22H77ZM102 23V22H101ZM144 23V24H143ZM92 24H94V27H93V25ZM67 25V24H66ZM67 25V26H68ZM84 25V24H83ZM127 25H126V27H127ZM135 25V26H136ZM139 25V26H138ZM184 25L183 26H181V28H179V29H181V30H179V29H177V30H179V31H181L180 33L183 35L185 32H183V29H182V27L184 28ZM85 27H84V29L86 30L87 29V31H88V34H87V32L85 33V35H89V31H91V30H89L88 28V26H86V24L84 25ZM103 26H104V24H103ZM102 26V27H103ZM61 27H63V25H61L60 26V28ZM66 27V26H65ZM71 27L72 26H70V28L69 29H71ZM75 27H77L78 28V26L76 25H74L73 27H72V29L74 28V29H76ZM82 27V26H81ZM1 28V27H0ZM2 28H1V30H2ZM83 28V27H82ZM81 28V30H84V29H82ZM142 28V29H141ZM153 28H155V30H157L156 31V34H155V31L153 30ZM71 29V30H72ZM2 30V31H3ZM64 30H66V29H64ZM63 30V32H62V34L63 33H65L66 31H68V30H66V31H64ZM70 30V31H71ZM77 30V29H76ZM78 30H79V28H78ZM77 30V31H78ZM84 30V31H85ZM96 30V31H97ZM150 30H153L154 32H152L153 33V37H152V33H150ZM10 31V30H9ZM46 31V32H45ZM80 31V30H79ZM93 31H91L92 32V34L94 33ZM175 31V30H174ZM179 31H177L178 33H179ZM69 32V31H68ZM81 33H82V31H80ZM187 32V31H186ZM3 32H1L0 34H2ZM73 33H74V30H73ZM76 33V32H75ZM80 33V34H81ZM142 33V34H141ZM180 33H179V36H180ZM50 34V33H49ZM57 34V33H56ZM58 34H59V32H58ZM61 34V33H60ZM69 34L70 35H72V32L70 33L69 32ZM69 34H68V36H69ZM92 34L90 35V36H92ZM154 34H155V36H154ZM4 35V33H3V36H5ZM54 35H55V33H54ZM79 35V33L76 35V36H78ZM82 35V34H81ZM84 35V34H83ZM94 35V34H93ZM2 35H0V37H1ZM46 36H48V34L46 35ZM64 37L66 36V34L65 35H63ZM95 36V35H94ZM170 36V35H169ZM177 36H178V34H177ZM55 37L56 36H54V40H55V43H57V41H59L60 40V43H61V39H57V41H56V39H55ZM58 37H59V35H58ZM170 37H174V36H170ZM51 38H53L52 36H50V38H49V36H48V39H50V41H46V42H48V44H49V42L51 43L52 42V44H55V43H53V41H51ZM61 38H63V37H61ZM70 38V37H69ZM77 38H79V37H77ZM94 38V37H93ZM68 39V38H67ZM67 39H65V40H67ZM71 39V38H70ZM72 39H76L75 38V35H74V38L72 37ZM136 39V40H137ZM175 39V38H174ZM65 40H63V41H65ZM77 40V39H76ZM76 40H75V42H76ZM96 40V41H95ZM94 41V45L97 43V44H99V39H95ZM155 40V39H154ZM167 40V42H169L168 41V39H166ZM169 40H170V42H171V40L172 39H170L169 38ZM229 40V39H228ZM78 41H80V40H78ZM165 40H163V42H164ZM172 41H174V40H172ZM260 41V42H259ZM33 43H36L35 41H32ZM32 42H31V44H32ZM227 42V41H226ZM231 42V41H230ZM14 43V45L13 46H11L12 44ZM59 43V44H60ZM76 43H78V42H76ZM18 44V43H17ZM39 44V43H38ZM38 44L36 43V44H33V46L32 47H34V45H37L38 46ZM52 44H49V45H52ZM96 44V45H97ZM146 44V45H145ZM3 45V44H2ZM19 45V44H18ZM22 45V44H21ZM191 45V44H190ZM0 46H1V44H0ZM14 46H15V48H14ZM23 46V45H22ZM30 46V45H29ZM37 46H36V51H37ZM53 46V45H52ZM152 46H153V44H152ZM7 47V46H6ZM27 47V46H26ZM51 47V46H50ZM58 47V46H57ZM156 47V46H155ZM5 48V47H4ZM20 48V47H19ZM46 48H48L49 49V46L46 44V45H43L42 44V52H41V55H43V52H45V54H47L46 52L47 51H45V50H47ZM59 48H61V46L59 47ZM59 48H57V49H59ZM97 48V47H96ZM229 48H231V47H229ZM23 49H24V46H23ZM23 49H21L20 48V50L22 51ZM34 49V48H33ZM33 49L31 48V51H33ZM41 49V48H40ZM40 49L38 48V51H40ZM153 49H155L156 50V48H153ZM18 50V51H17ZM26 50V49H25ZM50 50V49H49ZM49 50H48V52H49ZM52 50H53V48H52ZM155 50H153V51H155ZM229 50V49H228ZM231 50V49H230ZM232 50H233V47H232ZM29 51H30V47H29V49H27V52H28V55H30L29 54ZM54 51H56V50H53V51H50V52H52V53H54ZM180 51H181V49L179 50V52L177 51V53H180ZM226 51H227V49H226ZM234 51H235V49H234ZM233 51V52H234ZM34 52H35V50H34ZM73 52H75V51H73ZM225 52V51H224ZM77 53H78V51H77ZM154 53V52H153ZM172 53V52H171ZM176 53V52H175ZM176 53V54H177ZM187 53V52H186ZM245 54L246 56L247 55H250L251 56V54ZM20 54V53H19ZM26 54V53H25ZM35 54V56H36V58H38V57H42L41 55L39 56L38 55V57H37V54H38V52L37 53H34ZM34 54L32 53V56H34ZM51 54V53H50ZM185 54V53H184ZM184 54H182V57H183V55ZM203 54V53H202ZM244 54V53H243ZM242 54V55H243ZM11 55H13V54H11ZM17 54H15V56H16ZM23 55V54H22ZM76 55V54H75ZM188 54H186V55H184V56H187ZM192 55V54H191ZM194 55H197V53H195ZM204 55V54H203ZM202 55V56H203ZM3 57V55H1V51H0V58H2ZM15 56H13V57H15ZM35 56H34V58H35ZM168 56H170V55H168ZM190 56V55H189ZM226 56H228V55H226ZM228 56V58H230ZM244 56V55H243ZM253 56H254V58H253ZM12 57V56H11ZM10 57V58H11ZM13 57H12V59H13ZM179 57H180V55H179ZM188 57V56H187ZM25 58V57H24ZM27 58V57H26ZM25 58V59H26ZM29 58V57H28ZM32 58V57H31ZM34 59V60H37V59ZM43 58V57H42ZM44 58H46V57H44ZM166 60H167V58H169V57H167V54H166ZM164 58V59H165ZM184 58V57H183ZM207 57L205 56V59H206ZM227 58V57H226ZM246 58V57H245ZM33 59V58H32ZM76 59V58H75ZM21 59H19V61H20ZM31 60V59H30ZM40 60V59H39ZM39 60H37V61H39ZM74 60V59H73ZM182 59L180 58V61H181ZM184 60V59H183ZM182 60V61H183ZM195 60V59H194ZM224 60V59H223ZM222 60V61H223ZM1 61V60H0ZM6 61V60H5ZM19 61H18V63H19ZM28 62H30L29 60H27ZM44 61H45V59H44ZM75 61V60H74ZM74 61L72 62L71 61V63H72V65H73V63H74ZM150 63H151V61L150 60H148ZM185 61H186V59H185ZM207 61V60H206ZM222 61H220V62H222ZM7 62V61H6ZM27 62V63H28ZM31 62H32V60H31ZM40 62V61H39ZM77 62V61H76ZM75 62V63H76ZM163 62H165V61H163ZM167 62V61H166ZM178 62V61H177ZM193 62H195V61H193ZM26 63V62H25ZM36 63V62H35ZM38 63V62H37ZM36 63V64H37ZM172 61H171V65H172ZM174 63H176V62H174ZM173 63V64H174ZM182 63H184V62H182ZM187 63V62H186ZM195 63V64H196ZM17 64V63H16ZM148 64V63H147ZM168 64H169V62H168ZM179 64V62L177 63V65ZM194 64V63H193ZM225 64V65H224ZM4 65H5V63H4ZM17 65H20V64H17ZM17 65H15V66H17ZM28 65V64H27ZM27 65H25L23 62L21 63V69L18 71V73L16 74V76H13V77H11V80H12V82H9L8 83V85H7V87L6 88H4V87H1L0 86V114H2V116H3V118H4V120L3 119H0V120H3L2 121V123L0 122V124H2V125H4V126H8V123L10 124V122H12L13 120H17V122L18 123H23V124H25L26 125V123H27V125L29 124V129H31V130H33V131H36L37 129H39V131L40 130H42L43 131V138H41V140H43L45 137H44V135H50V133H53V131L54 130H57L58 128H66L67 126H69L68 124H70L71 122L72 123H74V124H72V126H71V128L70 129H75V130H78V131H80V129L84 126V124L86 123H88V125L89 126H94V125H96V126H101L102 127V129H105V132H103V130H102V132L104 133V134H106V135H110V136H112L113 137V139H117L118 140V138L119 137H124V138H129L130 139V137H127V135L129 134H131V136L132 135H134L133 137H134V139H132V141H137V143L140 141V140H142V142L144 141V142H146L148 145L149 144H152L153 142L155 143V141L157 142V140H153V138H154V136H155V134H161L159 131H156V130H159L158 129V127L160 128V126H157V129L154 127L153 129L156 131V132H153L154 130L152 129V126L153 125H151V123H150V118L147 120H144V119H141L140 118V120H135V118H133L132 119V122H136L137 123V126H136V124L135 123H132V122H130V121H128L129 119H124V120H121L122 118L120 117V122L118 123V125L117 126H110V125H108V122H107V125L105 124V126H107L106 128H103V126L102 125H104V121H102L101 119H99L98 118V114L96 113V111L94 110V106H92V107H88V106H86L85 104H84V101H81V103L79 104L80 106H77L75 109L76 110H74V111H71L70 113H69V115H68V113H67V115L66 116H62V110H60L55 104L54 105H51V104H41V103H34L33 101L31 102L30 100V95H31V93H32V90L30 91V89L34 86V84H33V82L35 81V80H32V78H29V81H28V74H29V76H31L30 74L32 73V72H30L31 71V69L32 68H29V71L27 70ZM43 65H44V62H43ZM71 65V66H72ZM76 65V64H75ZM170 65V64H169ZM176 65V64H175ZM180 65H182V64H180ZM3 66V65H2ZM1 66V67H2ZM35 66V65H34ZM148 66V65H147ZM183 66H185L184 64H183ZM196 66V65H195ZM203 66V67H202ZM33 67V66H32ZM201 67V68H200ZM84 67H82L81 69H83ZM169 67L167 66V68L166 69H168ZM173 68V67H172ZM175 68H176V66H175ZM181 68V67H180ZM14 69V68H13ZM15 69H17V68H15ZM14 69V70H15ZM35 69V68H34ZM43 69V68H42ZM80 69V70H81ZM85 69V68H84ZM170 69H171V67H170ZM176 69H177V71H176ZM175 69V71L176 72H178V68H176ZM53 70H54V67H53ZM78 70V69H77ZM169 70V69H168ZM0 71H1V69H0ZM42 71V70H41ZM171 71V73H173V71L172 70H170ZM170 71H168L169 73H170ZM184 71H185V73H184ZM188 71V70H187ZM190 71V70H189ZM200 71H202V72H200ZM43 72H45V71H43ZM43 72H39L40 74H42ZM85 72V71H84ZM176 72L174 73V74H176ZM205 73V75H204V73ZM167 73V72H166ZM169 73H167L168 75L167 76H169L170 74ZM179 73V72H178ZM11 74V73H10ZM34 74V72L32 73V75ZM36 74V73H35ZM39 74V75H40ZM77 74H79V73H77ZM134 74V73H133ZM38 75V72H37V74H36V76ZM38 75V76H39ZM34 77H35V75H33ZM37 76V77H38ZM79 76V75H78ZM149 76V75H148ZM180 76H179V78H180ZM32 77V76H31ZM40 77V76H39ZM57 77V76H56ZM145 77V76H144ZM144 77H142V78H144ZM147 77V76H146ZM145 77V78H146ZM170 77V76H169ZM169 77H167V78H169ZM7 78V77H6ZM82 78V74H81V76H79V80ZM136 78V77H135ZM166 78V79H167ZM175 78H177L178 79V74H176V77ZM43 79V78H42ZM137 79V78H136ZM165 79V80H166ZM170 79V78H169ZM169 79H168V82H169ZM77 80H78V78H77ZM164 80V81H165ZM171 80V79H170ZM82 81H83V79L80 81L81 83H82ZM128 81H130V79L128 80ZM135 81H137L138 82V79L137 80H135ZM167 81V80H166ZM175 81H176V79H175ZM178 81H176L175 83L177 84H179V82ZM131 82V81H130ZM147 82V81H146ZM163 82V81H162ZM161 82V83H162ZM168 82L166 83L165 82V86L164 87H166V86H168ZM35 83V82H34ZM40 83H41V81H40ZM80 83V84H81ZM135 83V82H134ZM149 83V82H148ZM174 83V84H175ZM218 83V84H217ZM33 84V85H32ZM129 84V83H128ZM170 84V83H169ZM172 84V83H171ZM175 84V85H176ZM181 84V83H180ZM217 84V85H216ZM157 85V84H156ZM160 85V84H159ZM162 85V84H161ZM173 85V84H172ZM36 86V85H35ZM129 86V85H128ZM220 86H222V89L219 91L218 89H220ZM169 87V86H168ZM174 87V86H173ZM4 88V90H2ZM162 88V87H161ZM174 89V88H173ZM174 89V90H175ZM29 90V110L28 109H25V103H24V101H23V99H24V92L25 91H28ZM152 90V89H151ZM177 90V91H178ZM181 90H183V91H181ZM103 91V90H102ZM119 91V90H118ZM177 91H174V92H177ZM185 91V92H184ZM208 91V92H207ZM31 92V93H30ZM157 92H159V91H157ZM174 92H171V93H173L174 94ZM207 92V93H206ZM102 93V92H101ZM121 93V92H120ZM203 93H206V95L208 94H210L211 95V97H213V98H211V99H213V104H214V102L216 103V100H217V104H215V106L214 107H212V105H211V101L212 100H210V104H204V102H202V99H204V98H202V94ZM27 94V93H26ZM132 94V93H131ZM134 94H135V92H134ZM138 94V93H137ZM141 94V93H140ZM144 94V93H143ZM149 94V93H148ZM155 94H156V91H155ZM178 94H179V92H178ZM118 95H119V92H118ZM123 95V94H122ZM130 95V94H129ZM133 95V94H132ZM136 95V94H135ZM185 95V94H184ZM204 95V94H203ZM205 95V96H206ZM207 95V96H208ZM209 95V96H210ZM138 96V95H137ZM136 96V97H137ZM140 96V95H139ZM151 96V95H150ZM156 96V95H155ZM201 96V97H200ZM208 96V97H209ZM153 97V96H152ZM195 97H200V98H202V99H195ZM129 98H130V96H129ZM100 99V98H99ZM153 99V98H152ZM38 100V99H37ZM102 100V99H101ZM100 100V101H101ZM207 100H208V98H207ZM208 100V101H209ZM97 101V100H96ZM129 101V100H128ZM127 101V102H128ZM153 101V100H152ZM205 101V100H204ZM70 102V101H69ZM68 102V103H69ZM155 103V102H154ZM159 103V102H158ZM179 103V102H178ZM207 103V102H206ZM209 103V102H208ZM66 104V103H65ZM100 104V103H99ZM67 105V104H66ZM89 105V104H88ZM109 105V104H108ZM118 105V104H117ZM177 105V104H176ZM186 105V104H185ZM211 105V106H210ZM121 106V105H120ZM153 106V105H152ZM100 109H101V107H99ZM126 108V107H125ZM108 109V108H107ZM140 109V108H139ZM151 109V108H150ZM242 109V108H241ZM233 110V109H232ZM239 110V109H238ZM63 111H65V110H63ZM107 111V110H106ZM110 111H111V109H110ZM117 111V110H116ZM115 111V112H116ZM189 111V110H188ZM246 111V112H247ZM109 112V111H108ZM107 112V113H108ZM114 112V111H113ZM134 112V111H133ZM132 112V113H133ZM185 112H187V109H186V111ZM224 112V111H223ZM233 112V111H232ZM241 112V111H240ZM110 113V112H109ZM119 113V112H118ZM121 113H122V111H121ZM129 113V112H128ZM128 113H127V116H128ZM162 113V112H161ZM237 113V112H236ZM242 113V112H241ZM188 113H186V115H187ZM64 115V114H63ZM119 115V114H118ZM140 115H142V113L140 114ZM258 115V116H259ZM71 116V117H70ZM100 116V115H99ZM126 116V117H127ZM150 116V115H149ZM240 116V115H239ZM244 116V115H243ZM67 117H68V119H67ZM70 117V118H69ZM119 117V116H118ZM166 117V116H165ZM255 117V116H254ZM2 118V117H1ZM101 118V117H100ZM128 118V117H127ZM144 118V117H143ZM187 117H185V119H186ZM253 118V119H252ZM116 119V118H115ZM119 119V118H118ZM184 119V120H185ZM237 120H239V117H237ZM155 121H156V118H155ZM154 121V122H155ZM164 121V120H163ZM168 121V120H167ZM170 121V120H169ZM172 121V123H174V124H172L173 126L174 125H177V126H179L180 124H181V122L179 121V125L178 124H176V123H178L177 121H175V118H174V120H171ZM192 123H191V122ZM257 121V122H256ZM110 122V121H109ZM117 122V121H116ZM153 122V123H154ZM176 122V123H175ZM183 122V121H182ZM186 122V121H185ZM158 123H160V122H158ZM237 123H238V121L236 122V125H237ZM13 125H15L16 124V121H14V123H12ZM93 124V125H92ZM114 124V123H113ZM112 124V125H113ZM117 124V123H116ZM135 124V125H134ZM243 124V125H244ZM26 125V126H27ZM87 125V126H88ZM167 125H168V123H167ZM170 125V124H169ZM168 125V127L170 128V126ZM181 125H183V123L181 124ZM180 125V126H181ZM187 125V123L185 124V126L183 125V126H179L180 128H177V129H175V126L173 127L174 129H167V127H165L166 129H167V131H163V133L165 132L167 135H169L170 137H169V139L167 138V140H169V142H170V145L172 144V146H174L173 144H183L184 145V143H187V142H185V141H187V138H189L190 136H191V133L193 132H191V130L190 129H188V126ZM231 125H233V124H231ZM234 125H235V123H234ZM234 125L232 126V131H234L233 130V127H234ZM242 125V126H243ZM10 126H11V128L13 129V127H12V125L10 124ZM88 126V127H89ZM161 126H162V124H161ZM241 126V125H240ZM245 126V127H246ZM0 127H3V126H1L0 125ZM18 127V126H17ZM25 127V126H24ZM87 127V129H86V132H88V128ZM190 127V128H191ZM237 127H238V125H237ZM236 127V128H237ZM6 128H8V127H6ZM5 128V129H6ZM19 128H20V126H19ZM27 128V127H26ZM25 128V133L29 130L28 128V130ZM91 129H92V127H90ZM95 128V127H94ZM162 128V127H161ZM196 128H198V127H196ZM195 128V130H198V129H196ZM248 128V127H247ZM3 129V128H2ZM10 129V128H9ZM8 129V130H9ZM17 128H15V130H16ZM73 129H72V132H73ZM164 129V128H163ZM192 130H193V127L191 128ZM226 130V131H224V130ZM228 129V128H227ZM230 129V128H229ZM235 129V128H234ZM242 127L240 128V130H238V132L237 133H242L243 131L245 132H243L242 134H246V135H244L245 137L248 135L247 134V132L245 131L246 129H242ZM250 129H252V128H250ZM7 130V129H6ZM7 130V131H8ZM18 130V129H17ZM31 130H29V134L31 133L30 131ZM99 130H100V127H99ZM165 130V129H164ZM255 130L253 131L252 130V132L254 133L255 132ZM13 131V130H12ZM59 131V130H58ZM57 131V132H58ZM60 131H63V129L61 130L60 129ZM67 131V130H66ZM91 131V130H90ZM95 131V130H94ZM98 131V130H97ZM96 131V132H97ZM161 131V130H160ZM242 131V132H241ZM0 132H1V129H0ZM6 132V131H5ZM98 132H100V131H98ZM102 132H100V133H102ZM194 132H196V131H194ZM236 131H234V133H235ZM7 133V132H6ZM5 133V134H6ZM9 133V132H8ZM8 133H7V135H8ZM11 134H12V132H10ZM14 133H18V132H14ZM34 133V132H33ZM36 133V132H35ZM34 133V134H35ZM55 133H56V131L54 132V135H55ZM69 133V132H68ZM88 133H91V132H88ZM99 133V134H100ZM230 133V132H229ZM229 133L227 134V136L229 135ZM253 133H251L250 135H252ZM23 134V133H22ZM26 134H28V133H26ZM28 134V135H29ZM66 134H67V132H66ZM70 134V133H69ZM72 134V133H71ZM78 134V133H77ZM84 134V133H83ZM98 133H96V135L95 136H98L97 135ZM53 134H51L50 136H52ZM53 135V136H54ZM86 134H84V136H85ZM103 135V134H102ZM106 135H105V138H106ZM161 135H163V134H161ZM167 135H165L164 134V137H168ZM241 135V134H240ZM21 136V135H20ZM26 136V135H25ZM31 136V135H30ZM30 136H28L27 137V139L30 141ZM33 136V135H32ZM31 136V137H32ZM40 136V135H39ZM52 136V137H53ZM74 136V135H73ZM72 136V137H73ZM80 136V135H79ZM83 136V137H84ZM87 136H88V134H87ZM86 136V137H87ZM93 136V135H92ZM95 136H93V137H95ZM194 136H196V133H195V135H193L192 136V138L194 137ZM236 136H238V135H236ZM236 136H235V139H236ZM243 136V135H242ZM241 136V137H242ZM249 136V135H248ZM264 136V135H263ZM262 136V137H263ZM6 137V136H5ZM9 137V136H8ZM15 137H17V135L15 136ZM58 137L59 136H57L56 138L58 139ZM78 137V136H77ZM121 137V138H122ZM133 137H131V138H133ZM157 137V136H156ZM162 138L165 142L167 141V140H165V138ZM251 138H252V136H250ZM256 137V136H255ZM262 137H261V139H262ZM18 138V137H17ZM30 138V139H29ZM33 138H35V136H33L32 137V140H33ZM46 138H47V136H46ZM60 138V137H59ZM73 138H75V136L73 137ZM72 138V139H73ZM85 138V137H84ZM103 139H104V137H102ZM109 138V137H108ZM121 138H119V139H121ZM246 138H249V137H246ZM250 138V141L253 139H251ZM257 138V137H256ZM9 139H11V138H8V141H9ZM36 139V141H37V138H35ZM54 139V138H53ZM70 139V138H69ZM68 139V140H69ZM77 140H78V138H76ZM80 139H82V138H80ZM92 139H94V138H92ZM96 139H98V137L96 138ZM103 139H102V143L105 141H103ZM107 139V138H106ZM110 139V138H109ZM123 139V138H122ZM161 139V140H162ZM197 139V138H196ZM239 140H240V138H238ZM255 139V138H254ZM59 140V139H58ZM57 140V141H58ZM66 140H67V138H66ZM83 140H85V139H83ZM101 140V139H100ZM124 140V139H123ZM160 140V141H161ZM190 140H191V138H190ZM198 140V139H197ZM215 140V139H214ZM225 140V139H224ZM232 140V139H231ZM245 140V139H244ZM257 140V139H256ZM255 140V141H256ZM263 140H264V138L260 141L259 139H258V141L259 142H261V143H263ZM10 141H12V140H10ZM34 141V140H33ZM33 141H30L31 143L33 142ZM36 141H35V143H36ZM44 141V140H43ZM54 141V140H53ZM63 141V140H62ZM71 141V140H70ZM80 141V140H79ZM111 141V140H110ZM116 141V140H115ZM122 141V140H121ZM120 141V142H121ZM153 141V142H152ZM158 141H159V138H158ZM193 141H195V140H191V142H193ZM208 141V142H209ZM220 141V140H219ZM241 141V140H240ZM243 141V140H242ZM249 141V139H248V141H244L245 143L246 142H250ZM254 141V140H253ZM254 141V142H255ZM5 142V141H4ZM3 142V143H4ZM29 142V146H30V143ZM50 142V141H49ZM59 142V141H58ZM57 142V144H59ZM82 142V141H81ZM85 142V141H84ZM88 142V141H87ZM101 142V141H100ZM113 142H114V140H113ZM118 142V141H117ZM124 142V141H123ZM122 142V143H123ZM127 142H129V141H127ZM168 142V143H169ZM199 142V141H198ZM213 142V141H212ZM257 142V141H256ZM258 142V144H260ZM10 143V142H9ZM34 143V142H33ZM45 143V142H44ZM43 142H40V144H41V150L44 148V146H47L48 147V145L46 144H44ZM47 143V142H46ZM62 143V142H61ZM67 143V142H66ZM65 143V144H66ZM80 143V142H79ZM89 143H91V142H89ZM89 143H87L88 144V146H89ZM98 142H96L95 141V145L97 144ZM105 143V142H104ZM108 143H109V140H108ZM130 143H131V141L129 142V146H130ZM135 143V142H134ZM164 143V142H163ZM163 143H161V144H163ZM242 143V142H241ZM240 143V144H241ZM245 143H242V145L243 144H245ZM84 145H85V143H83ZM92 144H93V142H92ZM99 144V143H98ZM101 144V143H100ZM99 144V145H100ZM113 144H115V143H113ZM112 144V145H113ZM117 144V143H116ZM118 144H120V143H118ZM128 144V143H127ZM139 144V143H138ZM144 144V143H143ZM156 144V143H155ZM166 144V143H165ZM191 144V143H190ZM193 144V143H192ZM233 144V143H232ZM251 144L252 145H254L253 144V142L251 141ZM250 144V145H251ZM258 144H256L255 143V145H256V149H257V147L259 148V146H258ZM35 145V144H34ZM104 145V144H103ZM122 145V144H121ZM132 145H133V142H132ZM135 145V144H134ZM137 145V144H136ZM136 145H135V147H136ZM140 145H142V143H140ZM139 145V146H140ZM145 145V149H146V144H144ZM186 145H188V144H186ZM204 145H207V146H205V148H203L204 150H207V147H208V144L206 143V144H204ZM249 145V144H248ZM255 145L254 146H249V148H254L255 147ZM2 146V145H1ZM9 146H10V144H9ZM36 146H38V145H36ZM40 146V145H39ZM38 146V147H39ZM52 146V145H51ZM50 145H49V147H51ZM58 146V145H57ZM56 146V148H58ZM65 146V145H64ZM72 146V145H71ZM70 146V147H71ZM78 146H81V144H78ZM83 146V145H82ZM81 146V147H82ZM102 146V145H101ZM158 146V145H157ZM159 146H160V144H159ZM165 146V145H164ZM168 147H170L169 145H167ZM166 146V147H167ZM244 146V145H243ZM242 146V147H243ZM261 147L263 146V144L262 145H260ZM11 147V146H10ZM31 147H32V144H31ZM37 147V150L36 151H38V148ZM48 147V148H49ZM54 147V146H53ZM115 147H117V145L115 146ZM119 148H120V146H118ZM124 147H126V146H124ZM128 147V146H127ZM138 147V146H137ZM142 147H143V145H142ZM141 147V148H142ZM152 147H154V146H152ZM162 147V146H161ZM176 147V146H175ZM184 147V146H183ZM187 147V146H186ZM189 147H191V146H189ZM204 147V146H203ZM241 147V146H240ZM241 147V148H242ZM9 148V147H8ZM32 148H34V147H32ZM32 148H29V149H32ZM65 148V147H64ZM82 148H84V146L82 147ZM101 148V147H100ZM103 148V147H102ZM139 148V147H138ZM144 148V147H143ZM150 148H151V145H150ZM170 148H172V147H170ZM177 148H179V147H176V150H177ZM188 148V147H187ZM186 148V149H187ZM209 148V147H208ZM239 148V147H238ZM251 148V149H252ZM264 148V147H263ZM55 149V148H54ZM54 149H53V151H54ZM79 149V148H78ZM85 150H86V147L84 148ZM89 149V148H88ZM98 149H99V147H98ZM105 149V148H104ZM121 149V148H120ZM134 149V151H136L135 150V148H133L132 147V150ZM145 149H143L144 151L143 152H146L149 148L147 147V150H145ZM173 149V148H172ZM191 149V148H190ZM235 149V148H234ZM233 149V150H234ZM262 149V148H261ZM40 150V149H39ZM43 150H47L46 149V147L43 149ZM43 150H42V152H43ZM59 150V149H58ZM65 150V149H64ZM77 150V149H76ZM91 150V149H90ZM93 150V149H92ZM106 150V149H105ZM142 150V149H141ZM140 150V151H141ZM181 150V149H180ZM185 150V149H184ZM239 150V149H238ZM241 150V149H240ZM250 150V149H249ZM253 150V149H252ZM258 151L260 150V149H257ZM263 150V149H262ZM261 150V151H262ZM10 151H11V149H10ZM79 151V150H78ZM94 151V150H93ZM92 151V152H93ZM96 151V150H95ZM98 151H101L100 149L98 150ZM104 150H102L101 152H103ZM120 151V150H119ZM129 151V150H128ZM139 151V150H138ZM137 151V152H138ZM179 151V150H178ZM190 151V150H189ZM230 151V150H229ZM232 151V150H231ZM234 151H236V150H234ZM247 152H250V151H248V150H246ZM264 151V150H263ZM12 152H13V150H12ZM33 151H31V153H32ZM39 152V151H38ZM48 153H50L49 151H47ZM61 152V151H60ZM75 152V151H74ZM73 152V153H74ZM91 152V153H92ZM106 151H104V153H105ZM110 152V151H109ZM129 152H131V151H129ZM182 152V151H181ZM181 152H180V154H181ZM191 153H192V151H190ZM207 152H210V151H208L207 150ZM206 152V153H207ZM30 153V154H31ZM35 153V152H34ZM40 153V152H39ZM48 153H47V155H48ZM86 153V152H85ZM93 153H95V152H93ZM98 153V152H97ZM97 153L95 154V155H97ZM103 153V154H104ZM139 153V152H138ZM142 153V152H141ZM179 153V152H178ZM185 153V152H184ZM256 153H257V151H256ZM260 153H262V152H260ZM75 155H76V152L74 153ZM77 154H78V152H77ZM101 154V153H100ZM109 154H111V153H109ZM108 154V155H109ZM167 154V153H166ZM169 154V153H168ZM170 154H173V153H170ZM194 154V153H193ZM250 154V153H249ZM255 154V153H254ZM12 155V154H11ZM44 155V154H43ZM51 155V154H50ZM71 155H72V153H71ZM78 155H80V154H78ZM90 155V154H89ZM92 155V154H91ZM94 155V154H93ZM94 155V156H95ZM135 155H138L137 153L135 154ZM261 155V154H260ZM259 155V156H260ZM77 156V155H76ZM81 156V162L82 161H84V160H89L88 159V157H87V153H86V155L85 154H82V155H80ZM99 156L100 155H98V156H95L96 158L98 157L99 158ZM102 156V155H101ZM107 156V155H106ZM105 156V157H106ZM111 156H113V154L111 155ZM170 156H172V155H170ZM180 156V155H179ZM191 156H193V155H191ZM29 157H30V155H29ZM28 157V158H29ZM42 157V156H41ZM48 157V156H47ZM46 157V155H44V159L46 158V159H48ZM70 157V156H69ZM73 157H75V156H73ZM72 157V158H73ZM90 157V156H89ZM114 157V156H113ZM168 157H169V155H168ZM174 157H176V154H175V156ZM177 157H178V154H177ZM194 157V156H193ZM240 157V156H239ZM260 157H262V158H264V156H263V154H262V156H260ZM71 158V157H70ZM78 158V157H77ZM93 158V157H92ZM96 158H94V159H96ZM96 159V160H99V159ZM134 158V157H133ZM139 158H140V156H139ZM219 158H220V156H219ZM255 158V157H254ZM30 159V158H29ZM43 159V162L45 163L46 162V164H44V165H41L42 167L44 166V168L46 167V166H52V164H50L49 165V163H51V162H48V164H47V161H46V159L44 160ZM90 159H91V157H90ZM105 160V158H104V156H102V160ZM106 159H108L107 157H106ZM135 159V158H134ZM140 159H142V158H140ZM169 159V158H168ZM170 159H173V157L171 158L170 157ZM176 159H178V158H176ZM176 159L174 158V161H176ZM207 159H210V158H207ZM215 159H218L217 157H215ZM239 159H241V158H239ZM9 160H10V158H9ZM96 160H93V161H96ZM108 160H110V159H108ZM107 160V161H108ZM130 160V159H129ZM139 160V159H138ZM189 160H190V158H189ZM212 160V159H211ZM219 160V159H218ZM242 160V159H241ZM11 161V160H10ZM52 161V160H51ZM78 161V160H77ZM92 161V160H91ZM100 161L101 160H99L98 162H99V164H100ZM106 161V162H107ZM134 161V160H133ZM219 161H221V160H219ZM218 161V162H219ZM237 160H235V162H236ZM244 161V160H243ZM14 162V161H13ZM80 162V161H79ZM90 162V161H89ZM105 162V161H104ZM105 162V163H106ZM132 162V161H131ZM135 162L137 163V161L135 160ZM135 162H133L135 165H136V163ZM139 162H142V160H140ZM191 162H192V160H191ZM196 162V161H195ZM194 162V163H195ZM202 162H203V160H202ZM201 162V163H202ZM208 162H210V160L208 161ZM239 162V161H238ZM245 163H246V161H244ZM244 162H242L243 164H244ZM255 162V161H254ZM261 162L263 163V165H264V162H263V160H261ZM9 163V162H8ZM70 163V162H69ZM78 163V162H77ZM96 163V162H95ZM129 163V162H128ZM197 163V162H196ZM221 163V162H220ZM253 163V162H252ZM256 163V162H255ZM262 163H258V166L260 165V164H262ZM35 164V163H34ZM39 164V163H38ZM73 164H75V163H73ZM80 163H78V165H79ZM90 164H91V162H90ZM98 164V165H99ZM108 164H110V162H108L107 163V165ZM141 163H139V165H140ZM175 164H177V162H175ZM175 164H174V166H175ZM200 164V163H199ZM247 164V163H246ZM13 165V164H12ZM77 165V164H76ZM76 165H74V166H76ZM81 165V164H80ZM84 165V164H83ZM94 165V164H93ZM98 165H96V166H98ZM105 165V164H104ZM113 164H111V166H112ZM139 165H137V166H139ZM196 165H198V164H196ZM237 165V164H236ZM240 164H238V166H239ZM242 165V164H241ZM248 165V164H247ZM249 165H250V163H249ZM256 165H257V163L255 164V167H256ZM263 165H261V167H263ZM14 166H15V164H14ZM74 166H72V167H74ZM87 166V165H86ZM91 166V165H90ZM95 166V167H96ZM100 166V165H99ZM101 166H103V165H101ZM100 166V167H101ZM109 166V165H108ZM142 164L138 167L139 169H142ZM177 166V165H176ZM200 166V165H199ZM253 166V165H252ZM7 167V166H6ZM47 167V168H48ZM77 167V166H76ZM93 167V166H92ZM92 167H91V170H92ZM94 167V168H95ZM145 167V166H144ZM198 167V166H197ZM242 167V166H241ZM247 167H249V166H247ZM247 167H245V168H247ZM32 168V167H31ZM41 168V167H40ZM49 168H52V167H49ZM81 168V167H80ZM102 168V167H101ZM195 168H196V166H195ZM243 168H244V166L242 167V168H240V169H242V171L241 172H243L244 170H243ZM244 168V169H245ZM251 169L253 168V167H250ZM258 168H260V167H258ZM7 169V168H6ZM9 169V168H8ZM54 169V168H53ZM74 169H76V168H74ZM97 170H99V171H101L100 169H98V168H96ZM104 169H105V167H104ZM110 169V168H109ZM136 169V168H135ZM176 169V168H175ZM236 169V167L233 169V170H235ZM249 169V168H248ZM254 169L255 170H260V169H256V168H253V171H254ZM33 170V169H32ZM40 170V169H39ZM43 170V169H42ZM55 170V169H54ZM76 170H79V169H76ZM76 170L74 171L75 173H76ZM236 170H239V169H236ZM262 170H263V172H264V168H262ZM262 170H261V174L263 173L262 172ZM6 171V170H5ZM44 171V170H43ZM95 171V170H94ZM177 171V170H176ZM175 171V173L172 175V176H174L176 173H179L178 171L176 172ZM30 172H31V170H30ZM29 172V173H30ZM32 172H34V171H32ZM39 172V171H38ZM108 172V171H107ZM113 172V171H112ZM200 172V171H199ZM244 172H246V171H244ZM250 172H251V170H250ZM255 172V171H254ZM256 172H258V171H256ZM256 172H255V175H257L256 174ZM36 173H37V171H36ZM35 173V174H36ZM47 173H48V171H47ZM55 173V172H54ZM53 173V174H54ZM70 173V172H69ZM81 174H82V172H80ZM84 173H85V171H84ZM83 173V174H84ZM87 173H89V172H87ZM105 173H106V170H105ZM104 173V174H105ZM184 173V172H183ZM182 173V174H183ZM247 173L248 172H246V173H244V174H246L247 175ZM259 173V174H260ZM2 174V173H1ZM6 174V173H5ZM34 174V175H35ZM50 174V173H49ZM93 174V173H92ZM94 174H96L95 172H94ZM93 174V175H94ZM97 174H99V172H97ZM107 174V173H106ZM108 174H110V173H108ZM243 174V173H242ZM252 174V173H251ZM250 174V175H251ZM257 175V177H259L260 175ZM51 175V174H50ZM70 175V174H69ZM80 175V174H79ZM112 175V174H111ZM177 176H179V177H172V178H174L175 179V181H178V180H180V179H182L181 178V174H176ZM181 175V176H180ZM201 175V174H200ZM5 176V175H4ZM3 176V177H4ZM11 176H13V175H11ZM37 176H39V175H37ZM47 176V175H46ZM53 176V175H52ZM64 176V175H63ZM62 176V177H63ZM102 176L103 175H101V178H102ZM109 177H110V175H108ZM108 176H106L105 175V178L106 177H108ZM184 176V175H183ZM245 176V175H244ZM6 177H8V176H6ZM10 177V176H9ZM45 177V176H44ZM44 177H42V178H44ZM57 177H59V176H57ZM92 177V176H91ZM118 177H120V175L118 176ZM203 177V176H202ZM256 177V176H255ZM261 177H263L264 178V176L263 175H261ZM39 178V177H38ZM37 178V179H38ZM52 178V177H51ZM60 178H61V174H60ZM88 178V182L90 181L89 180V177H87ZM100 178V177H99ZM104 178V177H103ZM115 178V177H114ZM113 178V179H114ZM171 178V177H170ZM178 178V179H177ZM185 178V177H184ZM262 178V179H263ZM9 179V178H8ZM46 179H47V177H46ZM50 179V178H49ZM48 179V180H49ZM56 179H58V178H56ZM55 179V180H56ZM82 179V178H81ZM109 179V178H108ZM122 179V178H121ZM174 179H172L173 181H174ZM204 179V178H203ZM237 179V178H236ZM246 179V178H245ZM258 180L260 179V178H257ZM260 180L261 182H263V180ZM15 180V179H14ZM17 180V179H16ZM40 180V179H39ZM60 180V179H59ZM61 180H63L62 178H61ZM65 180H66V177H65ZM95 180V179H94ZM100 180V179H99ZM98 180V181H99ZM106 180V179H105ZM111 180V179H110ZM123 181H124V179H122ZM171 179H169V181H170ZM4 181V180H3ZM44 181H45V179H44ZM102 181H104V180H102ZM101 181V182H102ZM107 181V180H106ZM117 182L116 183H118V181L119 180H116ZM184 181V180H183ZM198 181V180H197ZM245 181V180H244ZM2 182V181H1ZM17 183H18V181H16ZM16 182H14L15 184H16ZM35 182V181H34ZM33 182V183H34ZM37 182V181H36ZM39 183H41V181H38ZM37 182V183H38ZM91 182V181H90ZM89 182V183H90ZM100 182V181H99ZM105 182V181H104ZM109 182V181H108ZM121 182V181H120ZM125 182V181H124ZM124 182H122V183H124ZM160 182H163V181H160ZM159 182V183H160ZM181 182V181H180ZM185 182V181H184ZM203 182H204V180H203ZM233 182H235V181H233ZM7 183V182H6ZM38 183V184H39ZM44 183L45 182H43V186H44ZM88 183V184H89ZM92 183H94V182H91L90 184H92ZM111 183V182H110ZM115 183V182H114ZM113 183V181H112V185L114 184ZM140 183V182H139ZM178 183V182H177ZM200 183V182H199ZM236 183V182H235ZM89 184V185H90ZM103 184V183H102ZM106 184V183H105ZM104 184V185H105ZM120 184V183H119ZM171 184H173L172 182H171ZM180 184V183H179ZM238 184V183H237ZM237 184H235V186L237 187ZM264 184V183H263ZM263 184H260L261 186H262V190H263ZM21 185V184H20ZM36 185V184H35ZM83 185V184H82ZM87 185V184H86ZM108 185V184H107ZM111 185V186H112ZM137 186L139 185V184H136ZM181 185V184H180ZM180 185H176V187L177 186H179L180 187ZM183 185V184H182ZM181 185V186H182ZM186 185V184H185ZM184 185V186H185ZM232 185V184H231ZM233 185H234V183H233ZM4 186V185H3ZM13 186V185H12ZM22 186V185H21ZM47 186V185H46ZM50 187L52 186V185H49ZM57 186V185H56ZM85 186V185H84ZM88 186V185H87ZM97 187H98V185H96ZM117 186V185H116ZM115 185H113V187L115 188L116 187ZM122 186H125V183H124V185H122ZM136 186V187H137ZM172 186V185H171ZM59 187V186H58ZM79 187H80V185H79ZM92 187V186H91ZM95 187V186H94ZM230 187V186H229ZM0 188H2V187H0ZM23 188V187H22ZM43 188V187H42ZM93 188V187H92ZM134 188V185H133V187H132V189ZM138 188V187H137ZM235 188V187H234ZM259 188H261L260 186H259ZM44 189H46V187L44 188ZM88 189H90L91 190V188L89 187ZM95 189H97L96 187L95 188H93L92 190H95ZM98 189H99V187H98ZM113 189V188H112ZM116 189H118L117 187H116ZM129 189V188H128ZM127 189V190H128ZM135 189V190H134ZM133 190L134 191H139V189L138 190H136V188H134ZM175 189H177V188H175ZM202 189V188H201ZM206 189H208V188H205V190ZM239 189V188H238ZM34 190V189H33ZM39 190V189H38ZM48 190V189H47ZM52 190V189H51ZM90 190H88V191H90ZM110 190V189H109ZM114 190V189H113ZM131 190V189H130ZM132 190V191H133ZM242 190V189H241ZM41 192H42V190H40ZM97 191V190H96ZM107 191V190H106ZM106 191H105V193H106ZM118 191H119V189H118ZM122 191V190H121ZM120 191V193H122ZM130 192L131 193V195H130V197L132 196V194H137V195H139L140 196V194L139 193H134V192ZM229 191V190H228ZM228 191H226V192H228ZM231 192H232V190H230ZM39 192V191H38ZM40 192V193H41ZM45 192V191H44ZM112 192V191H111ZM114 192V191H113ZM126 192H128V191H126ZM199 192H200V189H199ZM202 192V191H201ZM243 192V191H242ZM116 193V192H115ZM115 193H112V194H115ZM118 194H119V192H117ZM124 193V192H123ZM214 193V192H213ZM213 193H211V194H213ZM236 193V192H235ZM239 193V192H238ZM101 194V193H100ZM107 194H109L108 196H110V193L109 192H107ZM209 194H210V192H209ZM230 194V193H229ZM102 195H103V193H102ZM106 195V194H105ZM120 195V194H119ZM135 195H133L134 197H135ZM137 195H136V197H137ZM198 195H203V194H198ZM218 195V197H219V199L222 201V200H224V197L221 195V196H219L220 194H217ZM225 195H228V194H225ZM224 195V196H225ZM231 195V194H230ZM233 195H235V194H233ZM239 196H240V194H238ZM114 196V195H113ZM116 196H118L117 194H116ZM125 196V195H124ZM123 196V197H124ZM126 196H129V195H126ZM178 196V195H177ZM204 196H205V194H204ZM207 196H209L208 195V193H207ZM215 196H216V194H215ZM229 196V195H228ZM228 196H226L227 198H228ZM120 197H122V196H120ZM135 197V198H136ZM143 197V195L141 196V198ZM185 197V196H184ZM203 197V196H202ZM217 196H216V198H218ZM222 197H223V199H222ZM230 197H232V195L230 196ZM233 197H235L238 201H239V203H237L238 201L236 200V202L234 201V199L232 200L233 202H235L234 204L233 203H231L232 205H233V207H234V209L232 208L231 210L232 211H230V208L227 210V208H226V210L224 209V211H226V212H224L223 213V216H225V217H227V214H225V213H231L232 214V216H231V218H233L234 217V215H233V212H234V210H236V208L239 206L238 204H240L241 203V201L239 200V198H237L236 196H233ZM232 197V198H233ZM111 198H112V196H111ZM114 198H116V197H114ZM118 198V197H117ZM128 198V197H127ZM131 198H133V197H131ZM130 198V199H131ZM138 198V197H137ZM199 198L201 199V196H199ZM199 198H197L198 200H199ZM204 198V197H203ZM215 198V199H216ZM227 198H225V200H229V198L227 199ZM241 198V197H240ZM184 199V198H183ZM185 199H186V197H185ZM185 199L183 200V201H185ZM196 199V198H195ZM210 200L212 199V198H209ZM208 199V200H209ZM215 199L214 200H209L210 202H215L214 204H216V201H215ZM219 199L217 200L218 202H219ZM133 200H135V199H133ZM132 200V201H133ZM190 200V199H189ZM207 200V201H208ZM122 201V200H121ZM186 201L187 202H189L188 201V199H186ZM192 201V200H191ZM193 201H195V200H193ZM197 201V200H196ZM201 201V200H200ZM200 201H198L199 203H200ZM127 202V201H126ZM210 202H208V204L210 203ZM213 202H212V204L209 206L208 204H207V206L206 207H208V208H210L212 205H213ZM222 202H224V201H222ZM227 202H229V201H227ZM186 203V202H185ZM191 203H193V204H195V205H197L196 203L197 202H189L188 204L190 205ZM225 203V202H224ZM224 203H222L223 205H224ZM260 202H253L252 204H251V206L253 207V209L255 210V208L254 207H256V206H258L259 207V205L261 204H259ZM193 204H191V206L193 205ZM201 205H202V203H200ZM203 204L204 205H206L204 202H203ZM221 204V203H220ZM220 204H218V205H220ZM231 204H229V206L231 205ZM257 204H259V205H257ZM188 205V206H189ZM195 205H193V206H195ZM200 205V206H201ZM225 205L227 206V204L225 203ZM231 205V206H232ZM192 206V207H193ZM198 206V205H197ZM197 206H195L194 208L195 209H198L197 208ZM203 206V205H202ZM216 207H217V204L215 205ZM215 206H213V207H215ZM221 206V205H220ZM225 206V207H226ZM242 206V203H241V205H240V207ZM184 207L186 208V206L184 205ZM192 207H190L191 209H193ZM199 207V206H198ZM240 207H238L237 209L238 210H236L237 212L238 211H240L239 210V208ZM244 207V206H243ZM257 207V208H258ZM145 208V207H144ZM189 207H188V210L190 209ZM212 208V207H211ZM248 208H250V207H248ZM256 208V209H257ZM141 209H143V207H141ZM191 209H190V211H191ZM241 209V208H240ZM243 209V208H242ZM241 209V210H242ZM253 209H249L248 211L250 212H252V210ZM146 210V209H145ZM143 211H144V209H143ZM222 211V210H221ZM220 211V212H221ZM244 211L246 212V207H245V209H244ZM247 211V212H248ZM192 212V211H191ZM144 213H145V211H144ZM141 214L142 215H144L143 214V212H141ZM147 215V213H145V215L144 216H146ZM223 216H222V218H223ZM244 216H246L245 214H244ZM221 217V216H220ZM241 217V216H240ZM144 218H147V220L149 219L148 218V216H146V217H144ZM194 219H196V218H194ZM193 219V220H194ZM146 219H145V221L147 222V223H149V222H151V221H149V220H151V219H149L148 221H147ZM154 220L157 222V220L154 218ZM153 221V220H152ZM190 222H191V220H190ZM237 222V221H236ZM155 223V222H154ZM154 223H151V224H154ZM193 223V221L191 222V224ZM230 223V222H229ZM238 223H240V221H238ZM236 224L235 226L232 224V226H234L235 228L237 227L238 229H240V224ZM231 224V223H230ZM235 224V223H234ZM167 225V224H166ZM226 225V224H225ZM237 225H239V226H237ZM149 226V225H148ZM160 226V225H159ZM158 226V227H159ZM227 227L229 226L230 227V225H226ZM231 226V228H233ZM0 227H2V226H0ZM91 226H90V224L88 223V228H90ZM147 227V226H146ZM156 227H157V224H156ZM157 227V228H158ZM217 227V226H216ZM228 227V229H230ZM157 228H155V229H157ZM222 229L223 228V226H219L217 229ZM235 228H233V229H231V230H233L234 231V229ZM236 228V230H238ZM0 229H2V231H4L3 229H4V226H3V228H0ZM5 229H6V227H5ZM91 229V228H90ZM90 229H88V231H90L89 233H92L91 231L92 230H90ZM154 229V231L156 232L157 230H159L158 232L160 233V232H163L162 230H164V229H162L161 231H160V229H161V226H160V229H157V230H155ZM216 229V228H215ZM228 229H226V227L224 228V232H226V236H225V234H224V237H223V234H220V235H222L221 237L223 238V243H218V246H217V248L218 247H220L219 249H217L216 251H215V254H216V252L217 251H221L223 248V252H224V254H226V253H228L229 254V251H230V255L228 256V254L224 257L223 256V253H221V256H222V258H223V260L225 261V262H227L228 260L227 259H229L230 257H232L231 256V250H229L228 248H233L232 246H234L235 244H233V243H235L238 239H236V238H238V237H234L235 238V241H234V238H232L231 237V235L233 234L232 233V231L230 230V233H229V231L227 232V230ZM226 230V231H225ZM9 231V230H8ZM153 231V232H154ZM217 231V230H216ZM0 232H1V230H0ZM158 232H156L155 233V235H159V237H160V235H162V236H165L164 234H159ZM165 232V231H164ZM168 232V231H167ZM166 232V233H167ZM172 232V231H171ZM171 232H168V233H171ZM234 232H236V231H234ZM4 233H6L5 231L3 232V235H4ZM8 233V232H7ZM158 233V234H157ZM174 232H172L171 234H173ZM218 233V232H217ZM256 234V230L255 231H253V230H248V232L246 233V234H248V236L246 237V236H243V234H240V236L242 235L243 237H246L247 239L248 238H250V236H252V235H255ZM2 233H0V236L2 237L3 235H1ZM175 234V233H174ZM173 234V235H174ZM219 234V233H218ZM246 234H244V235H246ZM7 235H9V234H7ZM6 235V237H9V236H7ZM92 235V234H91ZM90 235V236H91ZM153 235V234H152ZM169 235V234H168ZM168 235H166V237H162L161 236V238H163L162 240H164L165 238L166 239H168L169 238V236ZM227 235H228V237L230 236V238L231 239H229V238H227ZM250 235V236H249ZM256 235H258V234H256ZM264 235V234H263ZM263 235H261L262 237H263V239H264V236ZM36 236V235H35ZM167 236H168V238H167ZM198 236H199V238H198ZM197 236V238H196V236L195 237H191V240H187V242H185L186 241V238H182L183 240H181V239H177V241L179 240V243L177 242V243H175L176 244V246L178 247L180 244V246H186V248H184L183 250V252L185 253V251H187L186 252V254L188 253V251L190 252V253H192L193 254V252H196L198 255L200 254V256H198V262L199 263H201L204 259L206 260V259H208L209 258V255L205 258V257H203L204 259L201 261L200 259H199V257H201V254L203 255V253L201 252V249L200 250H198L199 249V247L201 248V246H202V242L203 243H205L206 241L207 242H210V241H212V239H214V242H215V239H216V241H220L221 240V237L218 235L217 236V234H215V232H213V233H210V235H208L206 238H210V241L209 240H206V241H201V240H203V239H205L204 237H203V235L200 237V235H198ZM236 236H237V234H236ZM239 236V235H238ZM239 236V237H240ZM259 236V235H258ZM5 236H3V238H5V239H7ZM23 237H25V236H23ZM22 237V244H24L25 243V238H23ZM203 237V238H202ZM214 237H216V238H214ZM242 237V238H243ZM253 237V236H252ZM251 237V238H252ZM10 238H11V235H10ZM9 238V239H10ZM155 238H156V236H155ZM172 238V237H171ZM212 238V239H211ZM219 238V240H217ZM241 238V237H240ZM239 238V239H240ZM241 238V239H242ZM4 239V240H5ZM23 239H25V240H23ZM145 239V238H144ZM159 239V238H158ZM185 239V240H184ZM228 239H229V243L230 244H226V243H228ZM244 239V238H243ZM2 241L3 243L4 242H7L8 241V239H7V241L5 240V241ZM12 240V239H11ZM30 240V239H29ZM146 240H147V238H146ZM142 241L141 243L143 244L144 242L145 243H147V241ZM150 240V239H149ZM153 240H155V239H153ZM152 236H151V246L154 244V243H152ZM169 240H170V238H169ZM172 240V239H171ZM181 240V241H180ZM0 241V242H1ZM12 241H14V240H12ZM19 241V240H18ZM160 241H161V239H160ZM167 241V240H166ZM183 241H184V243H188V242H190L189 244H190V247L192 248H194L195 247V249H196V251H194V250H192L190 247H188L189 245L188 244H183ZM200 241V242H199ZM231 241H234V242H232L231 243ZM0 243V244H3V243ZM8 242H10V241H8ZM19 242V243H20ZM24 242V243H23ZM27 242V241H26ZM29 242V241H28ZM27 242V243H28ZM33 242H34V240H33ZM32 242V243H33ZM162 242V241H161ZM160 242V243H161ZM175 242H176V240H175ZM181 242V243H180ZM222 242V241H221ZM13 244L15 243V241L14 242H12ZM18 243V244H19ZM24 244L23 245V247H25L24 249L26 250V248H27V245L28 244ZM145 243L143 244V245H145ZM163 243V242H162ZM168 243H169V241H168ZM168 243H166L165 242V244H167V245H165V246H167L166 248H167V250L169 251H167L166 249V252H168V253H166V255H167V259H169V257L171 256V258L173 257V255H175V252H176V255H177V253L180 255V253L179 252H177L178 251V249H177V247L175 246V244L173 245V243H174V240H173V242L171 241L170 242V244H168ZM172 243V244H171ZM201 244V246L199 245L198 246V244ZM251 243V242H250ZM250 243H248L249 245H246V246H249V248H251V246H252V243H251V245H250ZM5 244V243H4ZM12 244V245H13ZM16 244V243H15ZM18 244H16V245H18ZM226 244V245H225ZM233 244V245H232ZM7 245V244H6ZM6 245H3V246H6ZM20 245V244H19ZM18 245V246H19ZM31 245L32 246H35L34 244H30V247H31ZM150 245V244H149ZM155 245V244H154ZM164 245H162L161 247H159V248H164ZM176 248V250L174 249V247ZM196 245V246H195ZM220 245V246H219ZM227 247L228 245H229V247H227V248H225V246ZM2 246V245H1ZM0 246V248H2ZM10 246V245H9ZM156 246V245H155ZM171 246H172V248L174 249V254H173V252L171 251ZM13 247H14V245H13ZM29 247V248H30ZM215 247V246H214ZM240 247H243V246H240ZM5 248V247H4ZM6 248H9V247H6ZM5 248V250H7ZM28 248V249H29ZM34 248H36V246L34 247ZM159 248H156L157 250L159 249ZM169 248V249H168ZM179 249H181L182 250V248L181 247H178ZM188 248H190L193 252H191L190 250H188ZM10 249V248H9ZM12 249V248H11ZM13 249H15V248H13ZM18 249V248H17ZM19 249H21V248H19ZM24 249H21V251H25ZM156 249H153L155 252H156V254L158 253V254H163L164 252H165V250H162V251H164V252H160L159 250H158V252H157V250ZM228 249V250H227ZM30 250H32L31 252H33L34 251V249H32V247H31V249ZM91 250H92V248H91ZM161 250V249H160ZM199 252H198V251ZM90 251V250H89ZM94 251V249L92 250V252ZM96 251V250H95ZM154 251H152V253L154 252ZM226 251V252H225ZM247 251H249L250 252V250L248 249ZM25 252H27V251H25ZM25 252L22 254L23 256L25 255ZM30 252V251H29ZM30 252V253H31ZM35 252V251H34ZM154 252V253H155ZM182 252V253H183ZM201 252V253H200ZM249 252H247V254L249 253ZM89 253H91V251L89 252ZM94 254L96 253L97 254V252H93ZM151 253V252H150ZM151 253V254H152ZM184 253L182 254V255H184ZM251 253V252H250ZM28 254V253H27ZM92 254V253H91ZM94 254H92V255H94ZM95 254V255H96ZM171 254V255H170ZM173 254V255H172ZM197 254H195L194 253V255H197ZM219 254V253H218ZM218 254H216V257L217 256H220V255H218ZM30 255V254H29ZM28 255V256H29ZM32 255V254H31ZM34 255H35V253H34ZM92 255H91V258H93L94 260H96V256L94 255L93 257H92ZM26 257H27V255H25ZM24 256V257H25ZM35 256H37L38 257V254H36ZM164 256H165V254H164ZM220 256V257H221ZM229 257V258H226V257ZM25 257V258H26ZM36 257V258H37ZM42 257V256H41ZM175 257V256H174ZM219 257V259H222V258H220ZM239 256H237V258H238ZM240 257H243V256H240ZM240 257H239V260H236L237 258H234V260L235 261H233V258H230L229 259V261H228V264L229 263H231V261H233V262H236L235 264H241L244 260H246V258L248 257V256H245V258H244V260L242 259V262H239L240 261ZM250 257V256H249ZM249 257H248V259H249ZM31 258H32V256H31ZM35 258V257H34ZM35 258V259H36ZM165 258V257H164ZM165 258V259H166ZM225 258V259H224ZM27 259H28V257H27ZM27 259H25V261L27 260ZM39 259V258H38ZM38 259H36L35 260V264H38V263H36L37 261H39ZM45 259H46V257H45ZM98 259V258H97ZM29 260V259H28ZM41 260H42V258H41ZM40 260V261H41ZM200 260V261H199ZM30 261H32V259H30ZM30 261H27L28 262V264L30 263ZM34 261V260H33ZM44 261L45 260H43L42 262L44 263ZM48 260H46L45 262H47ZM239 263H238V262ZM96 262V261H95ZM219 262H221V260L219 261ZM223 262V261H222ZM232 262V263H233ZM245 262V261H244ZM31 263H33V262H31ZM33 263V264H34ZM52 264H53V262H51ZM203 263V262H202ZM212 263H214V262H212ZM40 264H41V262H40ZM45 264V263H44ZM207 264V263H206ZM222 264H224V262L222 263ZM225 264H227V263H225Z\"/></svg>",
  "mask_w": 264,
  "mask_h": 264
}]
</instances>
